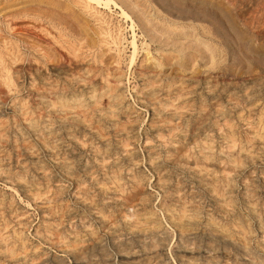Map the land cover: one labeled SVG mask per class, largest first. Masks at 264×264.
Wrapping results in <instances>:
<instances>
[{"label": "rangeland", "instance_id": "rangeland-1", "mask_svg": "<svg viewBox=\"0 0 264 264\" xmlns=\"http://www.w3.org/2000/svg\"><path fill=\"white\" fill-rule=\"evenodd\" d=\"M0 7L7 4L10 10L19 8L21 6H34L39 9V12L43 16L39 22L45 19L52 18L55 21H64L67 23L66 33L71 41L75 42L78 46L79 40L85 41L87 35L82 30L81 22L85 21L84 16H88L81 12L78 6L69 4V0H59L58 3H53L51 0H0ZM56 1V0H55ZM130 1V0H128ZM135 5L133 7L132 14L136 18L145 19L146 16L154 17V21H160L166 25V28L176 29L181 32L180 35V49L178 52H172L176 54L178 59H163V63L160 67L156 65V60L161 56L168 54V51L159 44V42L150 41L148 36L138 38L139 53L133 66L129 64L128 55L131 49L127 43L124 50L121 46L111 42V38L108 37V45L102 43L101 46L105 47L102 50L100 57L102 62H93L95 66H99L96 70V75L90 76L92 79L88 85L81 76H69L70 70H68L70 61L71 65L83 64L91 57L88 55L93 51V48L78 49L76 52L79 55L73 54V50L70 49L71 43H68L67 38H62L59 43H53L56 50L49 48L51 52L48 61L43 65H38L33 60L29 62L20 63L14 65V68H19L18 72H14L11 80H3L0 78V264H21L19 257L25 255L28 259H33L35 264H264V0H151L154 1L153 7L148 4V1L144 0H131ZM138 1V2H137ZM217 1V2H216ZM23 2V3H22ZM35 2V4H34ZM67 2V3H66ZM158 4H157V3ZM194 2V3H193ZM202 2V3H201ZM213 2V3H212ZM16 5H15V4ZM156 3V4H155ZM67 4V5H65ZM69 4V6H68ZM205 4V5H204ZM233 4V5H232ZM14 5V6H13ZM43 5V6H42ZM161 5V6H159ZM212 5V6H211ZM243 5V6H241ZM39 6V7H38ZM74 6V7H73ZM143 6V8H142ZM146 6V7H145ZM148 6V7H147ZM151 7V8H150ZM158 7V8H157ZM160 7V8H159ZM166 7V8H165ZM188 7V8H187ZM245 7V8H243ZM247 7V8H246ZM26 8V7H25ZM148 8V9H147ZM76 13H75V10ZM146 9V10H145ZM162 9V10H160ZM168 9V10H167ZM255 9V10H254ZM79 10V11H78ZM135 10V11H134ZM164 10V12H163ZM166 10V11H165ZM72 11V12H71ZM149 13H147V12ZM152 11V12H151ZM162 11V12H161ZM230 13H229V12ZM252 11V12H251ZM44 14V15H43ZM56 14V15H55ZM65 14V15H64ZM143 14V15H142ZM152 14V15H151ZM247 14V15H246ZM48 15V16H47ZM63 15V16H62ZM79 15V16H78ZM154 15V16H153ZM164 15V16H163ZM183 15V16H182ZM201 15V16H200ZM75 16V17H74ZM161 16V18H160ZM48 17V18H47ZM115 17V18H114ZM177 17V18H176ZM186 17V18H184ZM243 17V18H242ZM259 17V18H258ZM83 18V19H82ZM113 22L117 21L116 15H112ZM160 18V20H159ZM174 21L175 24H171L166 19ZM174 18V19H173ZM188 18V19H187ZM79 19V20H78ZM81 19V20H80ZM183 20V21H180ZM185 19V20H184ZM0 20L3 18L0 15ZM25 24L33 29L32 24H38L32 18H25ZM191 20L193 22H191ZM200 20V21H199ZM32 21V22H31ZM199 21V22H198ZM190 22V23H189ZM204 22V23H203ZM250 22V23H249ZM71 23V24H70ZM177 23V24H176ZM196 23V24H195ZM201 23V25H200ZM78 24V25H77ZM242 24V25H241ZM30 25V26H29ZM90 25V24H89ZM197 25V27H196ZM200 25V26H199ZM207 25V26H206ZM76 26V27H75ZM92 26V25H90ZM178 28H177V27ZM209 26V27H208ZM213 26V27H212ZM234 26V27H233ZM252 26V27H251ZM196 27V28H195ZM251 27V28H250ZM4 28V27H3ZM29 28V29H30ZM36 31L37 27L35 26ZM78 28V30H77ZM206 28V29H205ZM253 28V29H252ZM197 29V30H196ZM23 30V28H22ZM34 30V29H33ZM76 30V31H75ZM78 31V32H77ZM155 31V30H154ZM188 31V32H187ZM198 33H197V32ZM211 31V32H210ZM30 32V30H29ZM75 32V33H74ZM80 32V33H79ZM200 32V33H199ZM217 32V33H216ZM219 32V33H218ZM2 33V32H1ZM22 33V32H21ZM20 33V34H21ZM114 33V32H113ZM155 33L160 34L155 31ZM13 34L14 39L27 38V36L21 34ZM69 34V35H68ZM73 34V35H72ZM129 34V33H128ZM169 33H164L163 36L168 38ZM201 34V35H200ZM222 34V35H221ZM72 35V36H71ZM77 35V36H76ZM197 35V36H196ZM216 35V36H215ZM81 36V37H80ZM204 36V37H203ZM220 36V37H219ZM179 38V36H177ZM182 37V38H181ZM196 37V38H195ZM217 37V38H216ZM20 38V39H19ZM68 38V39H69ZM76 38V39H75ZM143 38V39H142ZM194 39L193 44L195 52L193 57L190 56L191 49L188 42ZM206 38V39H205ZM217 40L215 42H212ZM219 38V39H218ZM27 45L31 42L28 41ZM145 39V40H144ZM148 39V40H147ZM223 39V40H222ZM64 40H66L64 42ZM148 41L147 48L150 50V54H146V48H142V43ZM171 40V38H169ZM221 40V41H220ZM146 41V42H147ZM200 41V42H199ZM203 41V42H202ZM205 41V42H204ZM207 41V42H206ZM55 42V41H54ZM227 42V43H226ZM239 42V43H238ZM151 43V44H150ZM201 43V44H200ZM203 43V44H202ZM206 43V44H205ZM223 43V44H222ZM170 44V45H169ZM164 46L169 50L171 43ZM184 44V45H183ZM205 44V45H204ZM22 45V44H21ZM58 45V46H57ZM62 45V46H61ZM69 45V46H68ZM90 45V44H88ZM111 45V46H110ZM203 45V46H202ZM214 45L215 48L212 46ZM221 45V46H219ZM141 46V47H140ZM160 46V47H159ZM207 46V48H206ZM23 48V45L21 46ZM113 47V48H112ZM120 47V48H119ZM128 47V48H127ZM184 47V48H183ZM212 47V48H210ZM21 48V49H22ZM38 48V47H36ZM59 50H58V49ZM73 48V47H71ZM107 48V50H106ZM109 48V49H108ZM127 48V49H126ZM142 48V49H141ZM153 48V49H152ZM158 50H157V49ZM199 48V49H198ZM202 48V49H201ZM209 48V49H208ZM218 48V49H217ZM25 49L29 55V58H33L36 49ZM198 49V50H197ZM212 49V51H211ZM23 50V49H22ZM164 50V51H163ZM189 50V51H188ZM210 50V51H209ZM218 50V51H217ZM35 51V52H34ZM70 51V52H69ZM104 51V52H103ZM119 51V52H118ZM130 51V52H129ZM157 51V52H156ZM186 51V52H185ZM221 51V52H220ZM225 53H224V52ZM23 52V51H22ZM67 52V53H66ZM82 52V54H81ZM86 52V53H85ZM95 51L94 53H98ZM118 52V53H117ZM159 52V53H158ZM184 52V54H183ZM208 52V53H207ZM57 53V55H56ZM67 56L68 60L59 58L60 54ZM109 53V55H108ZM114 53V54H113ZM128 53V54H127ZM155 53V54H154ZM192 53V52H191ZM33 54V55H32ZM120 54V55H119ZM141 54V55H140ZM158 54V55H157ZM179 54V55H178ZM187 54V55H186ZM197 54V55H196ZM226 54V55H225ZM111 55V56H110ZM127 55V56H126ZM153 55L151 61L147 57ZM160 55V56H159ZM199 55V57H198ZM203 55V56H202ZM70 56V58L68 57ZM82 56V57H81ZM113 56V57H112ZM159 56V57H158ZM183 56V57H182ZM205 56V57H204ZM54 57V58H53ZM112 57V59L110 58ZM189 57V58H188ZM215 57V58H214ZM72 58V59H71ZM76 58L78 60H76ZM82 58V59H81ZM109 58V59H108ZM121 58V59H120ZM123 58V59H122ZM128 58V59H127ZM156 58V59H155ZM186 60L185 64H178ZM202 58V59H201ZM50 59H53V61ZM57 61H54V60ZM70 59V60H69ZM116 59V60H115ZM180 59V60H179ZM192 59V60H191ZM62 62H61V61ZM106 60V61H105ZM162 60V59H161ZM165 60V61H164ZM196 60V61H195ZM105 61V62H104ZM120 61V62H119ZM124 61V62H123ZM155 61V62H154ZM192 61V62H191ZM206 61V62H205ZM52 62V63H51ZM107 62V63H106ZM50 63V64H49ZM55 63V64H54ZM57 63V64H56ZM171 63V64H170ZM192 63V64H191ZM214 63V64H213ZM21 64H23L21 66ZM27 64V65H26ZM36 64V66H35ZM48 64V65H47ZM63 64V65H62ZM65 64V65H64ZM107 64V65H106ZM143 64V65H139ZM209 64V65H208ZM219 64V65H217ZM29 65H31L30 68ZM38 65V66H37ZM52 65V66H51ZM59 65V66H58ZM70 65V66H71ZM101 65V66H100ZM119 65V66H118ZM127 65V66H126ZM172 65V66H171ZM182 65V66H181ZM195 65V66H194ZM45 66V67H44ZM63 66V67H62ZM124 66V67H123ZM130 66V67H129ZM137 66V67H136ZM147 66V67H146ZM188 66V67H187ZM192 66V69L191 67ZM25 68V70L23 69ZM27 67V68H26ZM29 67V68H28ZM35 67V69H34ZM37 67V68H36ZM56 67V69H55ZM59 67V70H57ZM186 67V68H184ZM44 68V69H43ZM50 72H49V69ZM54 68V70H53ZM111 68V70H110ZM118 68V69H117ZM120 68V69H119ZM139 70H138V69ZM173 68V69H172ZM184 68V69H183ZM27 69V70H26ZM33 69V70H32ZM38 69V70H37ZM65 69V71H64ZM116 69V70H114ZM129 69V70H128ZM135 69V70H134ZM144 69V70H142ZM156 69V70H154ZM162 69V70H161ZM201 69V70H200ZM41 70V71H40ZM119 70V71H118ZM150 72H149V71ZM153 70V71H152ZM158 70V72H157ZM166 70V71H165ZM193 70V71H192ZM209 70V71H208ZM26 71V72H24ZM35 73H34V72ZM40 71V72H38ZM54 71V72H53ZM61 71V72H59ZM100 71V72H99ZM115 71V72H114ZM118 71V73L116 72ZM141 71V72H140ZM186 71V72H185ZM198 71V72H197ZM24 72V73H23ZM37 72V73H36ZM56 72V73H55ZM64 72L65 74H63ZM111 72V73H110ZM122 72V73H121ZM137 72V73H136ZM143 72V73H142ZM148 72V73H147ZM193 72V73H192ZM195 72V73H194ZM201 72V73H200ZM212 72V73H211ZM219 74H218V73ZM27 73V74H26ZM31 73V74H30ZM39 73V74H38ZM49 73V77L48 74ZM62 73V74H61ZM108 73V74H106ZM110 73V74H109ZM130 73V74H129ZM152 73V74H151ZM169 73V74H168ZM169 76L170 74H172ZM176 73V74H175ZM187 73V74H186ZM203 73V74H202ZM217 73V74H216ZM33 76H30V75ZM38 74V75H37ZM51 74V75H50ZM57 74V75H55ZM77 75L79 73H76ZM116 74V75H115ZM121 74V75H120ZM126 74V75H124ZM128 74V76H127ZM139 74V75H138ZM158 74V75H157ZM164 74V75H163ZM174 74L177 76H174ZM183 74V75H181ZM42 75V77L40 76ZM47 75V76H46ZM53 75V76H52ZM62 77H61V76ZM67 75V76H66ZM115 75V76H113ZM141 75V76H140ZM148 75V76H147ZM155 75V76H154ZM157 75V76H156ZM168 75V76H167ZM191 75V76H190ZM197 77H195V76ZM202 75V76H201ZM205 75V76H204ZM220 75V76H219ZM227 75V76H226ZM17 76V77H15ZM20 76V77H18ZM27 76V77H26ZM37 80H35V78ZM37 76V77H36ZM66 76V77H64ZM112 76V77H111ZM131 76V77H130ZM137 76V77H136ZM154 76V77H152ZM165 78H164V77ZM167 76V77H166ZM212 76V77H210ZM257 76V77H254ZM262 76V77H261ZM23 77V78H22ZM29 77V78H28ZM41 77V79H40ZM48 77V78H47ZM53 77V78H52ZM60 77V78H58ZM75 77H78L76 79ZM97 77V78H96ZM111 77V78H110ZM116 77V78H114ZM120 77V78H119ZM124 77V78H123ZM140 77V78H139ZM145 77V78H144ZM151 77V78H150ZM156 77V78H155ZM160 77V79L158 78ZM170 77V78H169ZM186 77V79H185ZM192 79H191V78ZM228 77V78H227ZM15 78V79H14ZM20 78V79H19ZM45 78V79H44ZM50 78V80H49ZM57 80H56V79ZM93 78H95L93 80ZM119 80H116V79ZM149 78V79H148ZM172 78V79H171ZM175 78V79H174ZM182 78V79H181ZM188 78V80H187ZM205 78V79H204ZM218 78V79H217ZM222 78V79H221ZM245 80H244V79ZM23 79V80H22ZM25 79V80H24ZM30 79V80H29ZM32 79V81H31ZM39 79V80H38ZM44 79V80H43ZM48 79V80H46ZM61 79V82L60 80ZM63 79V81H62ZM67 79V80H66ZM123 79V80H122ZM128 79V80H127ZM158 79V80H157ZM165 79V80H164ZM166 79L174 80L170 86H163ZM177 79V80H176ZM210 79V80H209ZM226 79V80H225ZM233 81H232V80ZM242 79V80H241ZM247 79V80H246ZM251 79V80H250ZM14 80V81H13ZM17 80V81H15ZM55 80V82H54ZM69 80V81H68ZM77 80V81H75ZM142 80V81H141ZM146 80V81H145ZM150 80V81H148ZM154 80V81H153ZM183 80V82H182ZM195 80V81H194ZM197 80V81H196ZM201 80V82H200ZM208 80V81H207ZM221 80V81H220ZM231 83L228 82V81ZM232 82H231V81ZM238 80V81H236ZM241 80V81H240ZM7 81V82H6ZM12 81V82H11ZM26 81V82H25ZM36 81V84H35ZM40 81V82H38ZM51 81V82H50ZM59 81V82H58ZM96 81V82H95ZM128 81V82H127ZM148 81V82H147ZM162 81V84H161ZM164 81V83H163ZM176 81V82H175ZM189 83H188V82ZM199 81V82H198ZM213 81V83H212ZM226 81V83L224 82ZM250 81L252 83H250ZM261 84H258L260 83ZM17 82V83H16ZM43 82V83H42ZM75 85H73L74 83ZM93 82V84H92ZM99 82V83H98ZM113 82V83H112ZM138 82V83H137ZM147 82V83H146ZM215 82V83H214ZM217 82V83H216ZM223 82V83H222ZM228 82V84H227ZM238 82V83H237ZM247 84H246V83ZM249 82V83H248ZM20 85H19V84ZM29 83V84H28ZM31 83V85H30ZM34 83V84H32ZM41 83V84H40ZM51 83V84H50ZM58 83V85H56ZM60 83V84H59ZM64 83V84H63ZM97 85H96V84ZM102 83V84H101ZM115 83V84H114ZM123 83V84H122ZM144 83V85H143ZM185 83V84H184ZM196 83H199L198 85ZM239 83H241L239 85ZM243 83V84H242ZM2 84V86H1ZM7 84V85H6ZM11 84V86H10ZM19 86H18V85ZM24 86H23V85ZM45 84V86H44ZM69 84V85H68ZM71 84V85H70ZM81 84L80 86H77ZM85 84V85H84ZM95 84V85H94ZM100 84V85H98ZM113 84V85H112ZM118 86H117V85ZM122 84V86H121ZM148 84V85H147ZM161 84V85H160ZM196 84V85H195ZM205 84V85H204ZM218 84V85H217ZM223 87H220L222 86ZM238 84V85H237ZM22 85V86H21ZM36 85V87H35ZM60 85V86H59ZM116 87L120 98L114 107L110 105V98L108 96V86ZM120 85V86H119ZM124 85V86H123ZM142 85V86H141ZM174 85V86H173ZM201 85V86H199ZM204 85V87L202 86ZM210 85V86H209ZM247 85V86H246ZM258 85V87H257ZM28 86V87H27ZM34 86V87H33ZM57 86V87H56ZM76 86V87H75ZM96 86L97 89L94 87ZM104 86V87H102ZM126 86V88H125ZM141 86V89H140ZM147 86V87H146ZM159 86L162 87L161 91ZM173 86V87H172ZM179 86V87H178ZM184 86V87H183ZM187 86V87H185ZM194 86V87H193ZM217 86V88H216ZM233 86V87H232ZM237 86V87H236ZM256 86V87H255ZM7 87V88H6ZM26 87V89L24 88ZM31 87V90H30ZM45 87L47 90H45ZM71 89H68V88ZM87 87V88H86ZM104 91H103V89ZM121 87V88H120ZM129 87V88H128ZM139 87V88H138ZM157 88L154 90L153 88ZM176 87V88H174ZM182 87V88H181ZM206 87V88H205ZM211 87V88H209ZM215 87V88H214ZM230 87V88H229ZM243 87H245L243 89ZM248 87V88H247ZM261 87V88H260ZM22 88V89H21ZM43 88V89H42ZM85 88V89H83ZM89 88V89H88ZM99 88V89H98ZM119 88V89H118ZM124 88V89H122ZM148 88V89H147ZM204 90H203V89ZM214 88V89H213ZM219 88V89H218ZM236 88V89H235ZM238 88V89H237ZM253 88V89H251ZM256 88V89H255ZM4 91H3V90ZM14 89V91H13ZM36 89V91H34ZM41 89V90H40ZM57 89V91H56ZM94 89V90H93ZM96 89V90H95ZM122 89V91H121ZM147 89V90H146ZM166 91H165V90ZM170 90L169 92L167 91ZM177 89V92H175ZM190 91H189V90ZM230 92H229V90ZM243 89V90H242ZM249 89V90H248ZM253 90V92L251 90ZM16 90V91H15ZM19 90V91H18ZM21 90V91H20ZM33 90V91H32ZM53 90V91H52ZM61 90V91H60ZM66 92H65V91ZM73 90V91H72ZM75 90V91H74ZM83 90V91H82ZM85 90V91H84ZM106 90V91H105ZM142 90V91H141ZM196 90H198L196 92ZM208 90V91H207ZM221 90V91H220ZM233 90V91H232ZM242 90V91H240ZM257 90V91H256ZM262 90V91H261ZM30 91V92H29ZM65 93H64V92ZM69 91V92H68ZM78 91V92H77ZM101 91V92H100ZM126 91V92H125ZM133 91H135L133 93ZM139 91V92H138ZM145 91V92H144ZM159 91V92H157ZM206 91V92H205ZM215 93H214V92ZM235 91V93H234ZM238 94H237V92ZM249 91V92H248ZM10 92V93H9ZM35 92V94H34ZM46 92V94L42 93ZM52 92V93H50ZM55 92V93H54ZM59 92V93H58ZM75 92V93H74ZM84 92V93H83ZM87 92V93H86ZM90 92V93H89ZM97 92H100L97 94ZM148 92H150L148 94ZM155 92V93H154ZM157 92V93H156ZM166 92V93H164ZM188 92V93H187ZM194 92V93H193ZM203 92V93H202ZM224 92V94H223ZM244 94H243V93ZM255 92V93H254ZM7 93V94H5ZM5 97V95H9ZM26 96H25V94ZM38 93V94H37ZM48 93V94H47ZM74 93V94H73ZM81 97H80V95ZM96 93V94H95ZM103 93V95H102ZM147 95H143V94ZM152 93V94H151ZM206 93V94H205ZM210 93V94H208ZM222 93V94H221ZM246 93V94H245ZM253 93V97H252ZM260 93V94H259ZM19 94V95H17ZM32 94V95H31ZM42 94V95H41ZM77 94L78 97L75 95ZM87 94V95H86ZM106 94V95H105ZM126 94V95H125ZM165 94V95H164ZM171 94V95H170ZM185 94V95H184ZM197 96H196V95ZM213 94V95H212ZM215 94V96H214ZM217 94V96H216ZM220 96H219V95ZM241 94V95H240ZM243 94V95H242ZM248 94V95H247ZM4 95V96H3ZM37 95L39 97H37ZM53 95V96H52ZM62 95V96H61ZM73 95V96H72ZM100 95V96H99ZM102 95V96H101ZM123 95V96H122ZM150 95V96H149ZM157 98H156V96ZM195 97H194V96ZM203 95V96H202ZM212 95V96H211ZM230 95V96H229ZM237 95V96H236ZM260 95V96H259ZM14 96V97H13ZM20 99H19V97ZM43 96H45L43 98ZM48 98H47V97ZM85 96V97H84ZM87 96V97H86ZM140 96V97H139ZM147 96V97H146ZM173 100L174 104L180 106L183 111H186L189 117V122L183 124L181 127L182 138H175L171 136V132L168 127L160 120L153 108L158 107L161 102H165L168 98ZM172 96V97H171ZM175 96V97H174ZM192 96V97H191ZM211 96V97H210ZM214 96V97H213ZM220 99H219V97ZM222 96V97H221ZM233 96V97H232ZM241 96V97H240ZM251 96V97H250ZM4 99H3V98ZM30 97V98H28ZM37 97V98H36ZM53 97V98H52ZM63 100H62V98ZM97 97V98H96ZM137 97V98H136ZM163 97V98H162ZM165 97V98H164ZM174 97V98H173ZM183 97V98H182ZM190 97V98H189ZM210 97V98H209ZM213 97V99H211ZM227 97V98H226ZM230 97V99H229ZM237 97V98H236ZM261 97V98H260ZM13 98V99H11ZM17 98V99H16ZM22 98V99H21ZM32 98V100H30ZM77 98V99H76ZM86 98H88L86 100ZM129 98V99H128ZM185 98V99H184ZM225 98V99H224ZM239 98V100H238ZM244 98V99H243ZM246 98V99H245ZM252 98V99H251ZM6 99V100H5ZM11 99V100H10ZM52 99V100H51ZM76 99V100H75ZM83 99V100H81ZM99 99V100H98ZM125 99V100H124ZM160 102H159V100ZM181 99L183 101H181ZM205 99V100H201ZM217 99V100H216ZM235 99V100H234ZM241 99V100H240ZM250 99V100H249ZM256 99V100H255ZM263 99V100H262ZM26 100V101H25ZM28 100H30L28 102ZM41 102H39V101ZM47 100V101H46ZM54 100V101H53ZM56 100V101H55ZM74 100V101H73ZM78 100V101H77ZM81 100V101H80ZM98 100V101H97ZM137 100V101H136ZM162 100V101H161ZM164 100V101H163ZM194 102H193V101ZM197 100V101H196ZM209 100V101H208ZM216 100V101H215ZM222 100V102L220 101ZM226 100V101H225ZM254 100V101H253ZM262 100V101H261ZM13 101H15L14 104ZM20 101V102H19ZM22 101V102H21ZM34 103L32 104V102ZM37 103H36V102ZM70 101V103H69ZM73 101V102H72ZM85 101L87 104H85ZM92 101V102H90ZM108 101V102H107ZM122 101V102H121ZM126 101V103H125ZM130 101V102H129ZM136 101V102H135ZM181 101V103L179 102ZM185 101V102H184ZM192 101V102H191ZM208 103H207V102ZM215 101V103H214ZM225 101V102H224ZM228 101V102H227ZM230 101V102H229ZM240 101V102H239ZM7 102V104H6ZM31 102V103H30ZM39 102V103H38ZM50 103L48 105V103ZM56 102V103H55ZM64 102V103H63ZM67 102V103H66ZM79 102V103H78ZM176 102V103H175ZM180 104H179V103ZM187 102V103H186ZM202 104H198V103ZM206 102V103H205ZM210 102V103H209ZM221 102V103H220ZM262 102V103H261ZM23 103V104H22ZM41 103V104H40ZM58 103V104H57ZM76 103V104H75ZM81 103V104H80ZM124 103V104H122ZM132 103V104H130ZM149 103V104H148ZM151 103V104H150ZM156 103V104H155ZM189 103V104H188ZM196 103V104H194ZM222 106H220L219 105ZM251 103V104H250ZM256 103V104H255ZM261 103V104H260ZM5 104V105H4ZM13 104V105H12ZM30 104V105H29ZM32 104V105H31ZM35 104V105H34ZM66 104V105H65ZM72 104V105H70ZM77 106L75 107L74 106ZM85 104V105H84ZM89 104V105H88ZM102 104V105H101ZM123 106H122V105ZM194 104V105H193ZM212 104V105H211ZM234 104V105H233ZM243 104V105H242ZM248 104V105H247ZM7 105V106H6ZM11 105V106H10ZM16 105V106H15ZM42 105V106H41ZM45 105V108L44 106ZM59 105V106H58ZM64 105V106H63ZM69 105V106H68ZM82 105V106H81ZM92 105V106H91ZM99 105V106H98ZM106 105V107H105ZM133 105V106H132ZM135 105V106H134ZM140 105V106H139ZM144 105V106H143ZM157 105V106H155ZM186 105V106H185ZM191 105V106H190ZM5 106V107H4ZM17 106L21 107L18 108ZM36 106V108H34ZM41 106V107H40ZM54 110L53 111L46 108ZM57 106V107H56ZM68 106V107H67ZM86 106V107H85ZM96 106V107H95ZM121 106V107H120ZM130 106V107H129ZM142 106V107H141ZM147 108H144L146 107ZM195 106V107H194ZM197 106V107H196ZM206 108H205V107ZM208 106V107H207ZM11 107V108H10ZM33 107V109H31ZM39 107V108H38ZM60 107V108H59ZM85 107V108H84ZM94 107V108H92ZM102 107V108H101ZM113 107V108H112ZM118 107L120 113L118 112ZM138 109H137V108ZM209 107H213L212 109ZM236 107V108H235ZM242 107V108H241ZM54 108V109H53ZM66 108V109H65ZM87 108V110H86ZM100 108V109H99ZM126 108V109H125ZM134 110H133V109ZM197 108V109H196ZM217 108V109H216ZM224 110H222V109ZM241 108V109H240ZM247 108V109H246ZM250 108L252 110H250ZM5 109V110H4ZM11 109V110H10ZM24 111H23V110ZM28 109V110H27ZM38 109V110H37ZM40 109V110H39ZM41 109L43 111H41ZM62 111H60V110ZM65 109V111H64ZM69 109V110H68ZM94 109V110H93ZM105 109V110H104ZM109 109V111H108ZM123 109V110H122ZM130 111H129V110ZM207 109V110H206ZM214 109V110H213ZM227 111H226V110ZM14 112H13V111ZM45 110L47 112H45ZM73 110V111H71ZM198 110L196 113L194 111ZM201 110V111H200ZM241 110V111H240ZM8 111V112H6ZM12 111V112H11ZM22 111V112H21ZM26 111V112H25ZM29 111V113H28ZM34 111V113H33ZM49 111V112H48ZM97 111V112H95ZM124 111V112H122ZM129 111V113L127 112ZM135 111V112H134ZM142 111V112H141ZM148 111V112H147ZM224 113H222V112ZM226 111V112H225ZM247 111V112H246ZM254 111V112H253ZM256 111V112H255ZM10 112V113H9ZM18 112V113H17ZM25 112V113H24ZM41 112V113H40ZM52 112V113H51ZM73 112V113H72ZM77 112V113H76ZM88 112V113H87ZM101 112V113H100ZM106 112V113H105ZM114 112V113H113ZM133 112V113H132ZM165 112V111H164ZM191 112V113H190ZM194 112V113H193ZM199 112V113H198ZM213 112V113H212ZM237 112V113H236ZM263 112V113H262ZM59 113V114H58ZM98 113V114H97ZM103 113V116H102ZM113 113V114H112ZM123 113V114H122ZM134 115L131 117V114ZM142 113V114H141ZM145 113V114H144ZM150 113V115H149ZM201 113V114H200ZM221 113V114H220ZM245 113V114H244ZM251 113V114H250ZM259 113V114H257ZM15 114V115H14ZM17 114V115H16ZM22 114V115H21ZM35 114V115H33ZM41 114V116H40ZM47 114V116H46ZM50 116H49V115ZM57 114V116H56ZM81 114V116H80ZM94 114V115H93ZM127 114V115H125ZM138 114V115H137ZM141 114V115H140ZM148 114V115H147ZM156 114V115H155ZM228 114V115H227ZM232 114V115H230ZM242 114V116H241ZM262 114V115H261ZM5 117H4V116ZM11 115V116H10ZM14 115V116H13ZM28 115V117L26 116ZM34 116L33 119L31 116ZM45 115V116H44ZM88 115V116H86ZM117 115V116H116ZM152 115V116H151ZM155 115V116H154ZM191 115V116H190ZM208 115V117L206 116ZM224 115V116H223ZM257 115V116H256ZM10 119H9V117ZM16 116V117H15ZM25 116V117H24ZM40 119H39V117ZM53 116V118H52ZM60 116V117H59ZM71 116V117H69ZM74 116V117H72ZM94 116V118H93ZM101 116V117H100ZM140 116V117H138ZM142 116V117H141ZM151 116V117H149ZM193 116V117H192ZM212 116V117H211ZM223 116V117H222ZM239 116V117H238ZM246 116V117H245ZM260 116V117H258ZM3 117V119H2ZM21 117V118H20ZM23 117V119H22ZM37 117V120H36ZM100 117V119H99ZM110 117V118H109ZM138 117V119L134 118ZM206 117L209 119H206ZM219 119H217V118ZM233 117V118H232ZM250 117V118H249ZM254 117V118H253ZM17 120H16V119ZM25 118V119H24ZM31 118V119H30ZM49 118V119H48ZM56 118H58L56 120ZM79 118V119H78ZM118 118V120H117ZM128 118V119H127ZM136 120H134V119ZM142 118V119H141ZM147 118V119H146ZM153 118V119H152ZM214 118L216 121H214ZM228 118V119H227ZM232 118V119H231ZM244 118V119H243ZM263 118V119H262ZM15 119V120H14ZM30 119V120H28ZM43 119V120H42ZM45 119V122H44ZM78 119V120H77ZM112 119V120H108ZM151 119V120H150ZM198 119V120H197ZM230 119V120H229ZM234 119V120H233ZM239 119V120H238ZM256 119V120H255ZM21 120V121H20ZM54 120V121H51ZM67 120V121H66ZM72 120V121H71ZM74 120V121H73ZM102 120V121H101ZM105 122H104V121ZM117 120V121H116ZM134 120V121H133ZM143 120V122L141 121ZM154 121V123L150 121ZM158 120V121H157ZM192 120V122H191ZM228 120V121H226ZM233 120V122H231ZM238 120V121H237ZM248 122H247V121ZM10 121V122H9ZM16 121V122H15ZM19 121V122H18ZM64 121V122H62ZM71 123H69V122ZM80 121V122H79ZM108 121V122H107ZM110 121V122H109ZM121 121V122H120ZM125 121V122H124ZM221 121V122H220ZM242 121V122H241ZM255 121V122H254ZM21 122V123H20ZM34 122V123H33ZM41 122V123H40ZM57 124H54V123ZM62 122V123H61ZM76 122V123H75ZM112 122V123H111ZM130 122V123H128ZM135 122V123H133ZM163 124H162V123ZM191 122V125L188 123ZM200 122V123H199ZM209 122H211L209 126ZM216 122L218 124H216ZM26 123V124H25ZM28 123V124H27ZM38 123V124H36ZM47 123L51 124L48 125ZM79 123L80 125H77ZM111 123V124H110ZM121 123V124H120ZM137 123V124H136ZM147 123V124H146ZM199 123V124H198ZM214 123V124H212ZM228 123V124H227ZM231 123V124H230ZM257 123V124H256ZM262 123V124H260ZM8 124V125H7ZM12 124V125H11ZM19 124V125H18ZM54 124L55 126L53 127ZM64 124V125H63ZM74 124V125H73ZM84 124V125H83ZM94 124V125H93ZM108 124V125H107ZM120 124V125H119ZM145 124V125H144ZM157 124V125H155ZM162 124V125H161ZM188 126H187V125ZM253 124V125H252ZM3 125V126H2ZM14 125V126H13ZM26 127H25V126ZM30 125V126H29ZM40 125V126H39ZM59 127H58V126ZM62 125V126H61ZM77 125V126H76ZM117 125V126H116ZM127 125V126H126ZM140 125V126H139ZM154 125V126H153ZM165 125V126H164ZM224 125V126H223ZM239 125V126H238ZM244 125V126H243ZM260 125V127H259ZM10 126V127H9ZM17 126V128H16ZM26 128H24V127ZM33 126V127H32ZM37 126V127H36ZM46 126V127H45ZM64 126V129H63ZM74 126V127H73ZM80 126V127H79ZM86 126V127H85ZM104 126V127H103ZM109 127V129H107ZM134 126V127H133ZM160 126V127H159ZM164 126V127H163ZM206 126V127H204ZM212 126V127H211ZM215 128H214V127ZM221 126V127H220ZM230 126V127H228ZM254 126V127H253ZM256 126V127H255ZM4 127V128H3ZM23 127L25 131H23ZM42 127V128H41ZM51 127V128H50ZM53 127V128H52ZM56 127V129H54ZM60 129L58 130L57 129ZM62 127V128H61ZM70 127V128H69ZM113 127V128H112ZM118 127V128H117ZM128 127V128H127ZM149 127V128H148ZM195 127V129H194ZM209 129H208V128ZM219 127V128H218ZM226 127V128H225ZM246 127V128H243ZM260 129H259V128ZM21 128V129H20ZM29 128V129H27ZM36 128V129H34ZM50 128V129H48ZM80 130H79V129ZM83 128V130H82ZM116 128V129H115ZM121 128V129H120ZM135 128V129H133ZM140 129L138 131V129ZM144 128V129H143ZM148 128V129H147ZM155 128V129H154ZM158 128V129H157ZM184 128V129H183ZM234 128V129H233ZM236 128V129H235ZM240 128V129H239ZM6 129V130H5ZM16 129V130H15ZM41 129V130H40ZM44 132H42L43 130ZM52 129V130H51ZM68 129V130H67ZM70 129V130H69ZM74 129V130H73ZM85 129L87 131H85ZM98 129V131H97ZM119 131H118V130ZM151 129V130H150ZM160 129V131H159ZM164 129V130H162ZM186 129H188L186 131ZM208 129V130H204ZM213 129V130H212ZM215 129V130H214ZM227 129V130H226ZM249 129V130H248ZM258 129V130H257ZM21 130V131H20ZM28 130V131H27ZM34 133H32L31 132ZM40 130V131H39ZM56 130V131H55ZM63 130V131H62ZM104 130V132H103ZM106 130V131H105ZM135 132H134V131ZM142 130V131H141ZM158 130V131H157ZM196 130V131H195ZM204 130V131H203ZM218 130H220L218 132ZM246 130V131H245ZM255 130V131H254ZM12 131V132H11ZM13 131L15 134H13ZM49 135L47 134V132ZM59 131V134H58ZM65 131H69L70 134ZM73 131V132H71ZM133 131V132H132ZM154 132H158L153 133ZM165 131V132H164ZM191 131V132H190ZM203 131V132H202ZM240 131V132H239ZM244 131V132H243ZM263 131V132H262ZM3 132H5V135ZM9 132V134H8ZM17 132V133H16ZM37 132V133H36ZM41 132V133H40ZM57 132V133H56ZM61 132V133H60ZM76 132V133H75ZM79 132V133H78ZM93 134H92V133ZM118 132V133H117ZM128 133L131 136L128 140V148L122 146L126 139L124 135ZM138 132V133H137ZM144 134H142V133ZM161 132H163L161 134ZM197 132V133H196ZM252 132V133H251ZM12 133V134H11ZM32 133V134H31ZM39 133V134H38ZM46 133V134H45ZM91 133V134H90ZM105 133H109L108 135ZM133 133V134H132ZM153 135H152V134ZM186 133V134H184ZM209 133V134H208ZM256 133V134H255ZM23 134H25L23 136ZM33 137H27V135ZM38 134V135H35ZM41 134V135H40ZM60 135L59 136H57ZM66 134V135H64ZM112 134V135H111ZM123 134V135H122ZM132 134V135H131ZM138 134V135H137ZM150 134V135H149ZM197 134V135H196ZM209 139H208V136ZM244 134V135H243ZM8 135V137H7ZM10 135V136H9ZM18 135V137H17ZM44 135V136H43ZM46 135V136H45ZM62 135V137H61ZM69 136V139L67 137ZM74 137H73V136ZM93 135V136H92ZM123 137H121V136ZM142 137H141V136ZM166 135V136H165ZM191 135V136H190ZM196 135V136H195ZM200 135V137H199ZM214 135V138H213ZM219 137H216V136ZM230 135V136H228ZM238 135V136H237ZM243 135V136H242ZM248 135V136H247ZM23 136V138H22ZM38 138L36 140V137ZM39 136V137H38ZM51 136V137H50ZM65 136V137H64ZM67 136V137H66ZM97 136V137H96ZM111 136V137H110ZM117 136V137H116ZM140 137L139 138H135ZM197 137V138H194ZM12 139H11V138ZM44 137V138H42ZM49 137V138H48ZM59 137V138H58ZM71 137V138H70ZM79 137V138H78ZM89 137V138H87ZM102 137L106 140L107 145L102 142ZM109 137V138H108ZM156 137V138H155ZM169 137V138H168ZM222 137V138H221ZM262 137V138H261ZM18 138V139H17ZM58 138V139H57ZM85 138V139H84ZM108 138V139H107ZM125 138V139H124ZM132 138V139H131ZM146 138V139H145ZM148 138V139H147ZM171 138V139H170ZM186 138V139H185ZM227 138V139H226ZM230 138V139H229ZM260 138V139H259ZM10 139V140H8ZM36 141H35V140ZM54 139V140H53ZM57 139V140H56ZM65 139V140H64ZM71 139V140H70ZM73 139V140H72ZM90 139V140H89ZM116 141H115V140ZM121 139H123L121 141ZM140 141H139V140ZM152 139V141H151ZM155 139V141H154ZM174 139V140H173ZM188 139V140H187ZM195 139V140H194ZM203 139V140H202ZM214 139V140H213ZM228 142H226V140ZM236 139V140H235ZM243 139V140H242ZM6 140V141H5ZM22 140V142L19 141ZM27 140V141H26ZM34 140V141H33ZM47 142H46V141ZM61 140L63 141L62 143ZM85 140V141H84ZM87 140V141H86ZM150 140V141H149ZM177 140V141H176ZM207 140V141H206ZM213 140V141H212ZM230 140V141H229ZM258 140V141H256ZM2 141V142H1ZM9 141V142H8ZM45 141V142H44ZM53 141V142H52ZM59 141V142H58ZM74 145L70 146L69 144ZM100 141V142H99ZM135 141V142H134ZM139 141V143H138ZM144 141V142H143ZM159 141V142H158ZM165 141V142H164ZM184 143H182V142ZM206 141V142H205ZM211 141V142H210ZM260 141V142H259ZM7 142V143H6ZM18 142L20 144H18ZM66 142V143H65ZM75 142V143H74ZM78 142V143H77ZM146 142V143H145ZM150 142H153L150 143ZM171 142V143H170ZM198 142V143H197ZM202 144H201V143ZM213 142V143H212ZM215 142V143H214ZM218 142V144H217ZM238 142V143H237ZM255 142V143H254ZM262 142V143H261ZM25 143V144H24ZM49 146H48V144ZM56 143V144H55ZM60 143V144H58ZM103 143V145H102ZM111 143V145H110ZM116 143H118L116 145ZM141 143V144H140ZM182 143V145L180 144ZM188 143V144H187ZM190 143V144H189ZM212 143V144H211ZM230 145H228V144ZM243 143V144H241ZM245 143V144H244ZM3 144V145H2ZM28 144V145H27ZM38 144V147H37ZM42 144V145H41ZM59 146H58V145ZM66 144L69 145L66 146ZM90 144V145H89ZM144 146H143V145ZM146 144H149L146 146ZM165 144V145H164ZM263 144V145H262ZM8 145V146H7ZM20 147H19V146ZM31 145V146H29ZM35 145V146H34ZM83 145V147H82ZM114 145V146H113ZM152 145V146H151ZM164 145V146H163ZM189 145V146H188ZM201 145V146H200ZM211 145L212 149L209 153L207 161L208 167L211 169L213 177L203 180V183L196 181V176L191 172L188 166L184 162V156L195 157L198 156L199 148ZM217 145H219L217 147ZM243 145V146H242ZM245 145V146H244ZM14 146V147H13ZM40 146V147H39ZM58 146V148L56 147ZM60 146H62L60 148ZM79 146V147H78ZM88 146V147H87ZM90 146V147H89ZM113 146V147H112ZM143 146V147H142ZM149 146V147H148ZM155 146V147H154ZM168 146V147H167ZM184 146V147H183ZM24 147V148H23ZM27 147V148H26ZM53 147V148H51ZM76 147V148H75ZM118 147V148H117ZM121 149H120V148ZM132 147V149L130 148ZM154 147V148H153ZM174 147V149H172ZM176 147V148H175ZM214 147V148H211ZM231 147V149H229ZM242 147V148H241ZM262 149H261V148ZM12 148V149H11ZM15 148V149H14ZM23 150H22V149ZM67 148V149H66ZM70 150H69V149ZM87 148V149H86ZM111 148V149H110ZM115 148V149H114ZM142 148V149H140ZM161 148V149H159ZM164 148V149H163ZM167 148V149H166ZM238 148V149H237ZM256 148V150H255ZM25 149V151H24ZM40 149V151H39ZM74 149V150H73ZM89 149V150H88ZM118 149V151H117ZM123 149V150H122ZM139 149V150H138ZM153 149V150H152ZM159 149V150H158ZM178 149H180L178 151ZM185 149V150H184ZM194 149V150H193ZM242 149L249 152L248 155H244ZM262 151H261V150ZM31 150V152H30ZM55 150V153H54ZM59 150V151H58ZM63 152H62V151ZM82 150V151H80ZM88 150V151H87ZM102 150V151H101ZM148 150V151H147ZM166 152H165V151ZM197 150V151H196ZM215 150V151H213ZM220 150V151H219ZM234 150V151H233ZM3 151V153H2ZM14 151L16 153H14ZM45 151V152H44ZM47 151V152H46ZM112 151V152H110ZM122 151V152H121ZM153 151V153H152ZM155 151V152H154ZM157 151V152H156ZM159 151V152H158ZM164 151V152H163ZM168 151V152H167ZM175 151V152H174ZM183 151V153H181ZM217 151V152H216ZM219 151V152H218ZM238 151V152H237ZM253 151V152H252ZM19 152V153H18ZM24 152V154H23ZM53 154H52V153ZM59 152V153H58ZM68 152V153H67ZM82 152V153H81ZM89 152V153H87ZM115 152V153H113ZM139 152V153H138ZM149 152V153H148ZM178 152V153H177ZM187 152V153H185ZM189 152V154H188ZM194 152V153H193ZM196 152V153H195ZM234 152V153H233ZM256 152V153H255ZM261 152V153H260ZM10 153V154H9ZM39 153V154H38ZM45 153L44 155H42ZM61 153V154H60ZM70 153V154H69ZM79 153V154H78ZM86 153V154H85ZM91 153V154H90ZM109 153V154H108ZM113 153V154H112ZM122 157H120V155ZM130 153V157L129 154ZM151 153V154H150ZM169 153V154H166ZM192 153V155H191ZM218 153V154H216ZM241 153V154H240ZM260 153V154H259ZM3 154V155H1ZM7 154V155H6ZM15 154V155H14ZM34 154V155H33ZM68 154V156H67ZM75 154V156L73 155ZM87 157H85L84 156ZM90 154V155H89ZM93 154V155H92ZM115 154V155H114ZM137 154V155H136ZM150 154V155H149ZM153 154V155H152ZM156 154V155H155ZM161 154V155H160ZM165 154V155H164ZM180 154V155H179ZM196 154V155H194ZM234 154V155H233ZM13 155V156H12ZM60 155V156H58ZM72 155V156H71ZM108 155V156H107ZM118 155V156H117ZM125 155V156H124ZM141 155V156H138ZM148 155V156H147ZM178 155V156H177ZM191 155V156H190ZM218 155V156H217ZM222 155V156H221ZM231 155V156H230ZM243 155V156H242ZM261 157H260V156ZM2 156V157H1ZM7 156V157H6ZM14 156H17L16 158ZM35 156V157H34ZM37 156V157H36ZM40 156V157H39ZM42 156V157H41ZM47 158H45V157ZM52 156V158H51ZM79 156V157H77ZM83 156V157H81ZM101 158H100V157ZM105 156V157H104ZM113 158H112V157ZM137 156V157H135ZM159 156V157H158ZM161 156V157H160ZM166 156V158H165ZM172 156V158L170 157ZM176 156V157H175ZM215 156V157H214ZM233 156V157H232ZM237 156V157H236ZM242 156V157H241ZM258 156V158H256ZM10 157H12L10 160ZM30 157V158H29ZM59 157V159H58ZM63 160H61V158ZM76 160H74V158ZM118 157V158H117ZM141 157V158H140ZM144 157V158H143ZM152 157V158H151ZM164 157V160H163ZM167 157H170L167 159ZM174 157V158H173ZM217 157V158H216ZM224 157V158H222ZM249 157V158H248ZM33 158V159H32ZM42 158V159H41ZM57 158V159H56ZM85 158V159H84ZM100 158V161L98 160ZM127 158V159H126ZM134 158V159H133ZM138 158V159H137ZM155 158V159H154ZM182 158V159H181ZM228 158L230 159L228 161ZM242 158V159H241ZM253 160H252V159ZM26 159V160H25ZM31 159V160H30ZM44 159V160H43ZM48 159V160H46ZM52 159V160H51ZM56 159V160H54ZM124 159V160H123ZM159 159V160H158ZM162 159V160H161ZM166 159V160H165ZM199 159V158H198ZM246 159V160H244ZM255 159V160H254ZM259 159V160H258ZM14 164L12 161H14ZM30 160V161H29ZM39 160V161H38ZM78 160V161H77ZM81 160V161H80ZM84 160V162H83ZM94 160V161H93ZM131 160V161H130ZM144 160V161H143ZM156 160V163H155ZM160 161L158 163V161ZM168 160V161H167ZM172 160V161H170ZM175 160V161H174ZM210 160L212 162H210ZM232 160V162H231ZM236 160V161H235ZM7 161V162H6ZM41 161V162H40ZM46 161V162H45ZM52 161V162H51ZM54 161V162H53ZM66 161V162H65ZM72 161V162H71ZM120 161V162H119ZM124 161V162H123ZM140 161V162H139ZM148 163H147V162ZM170 161V162H169ZM177 161V162H176ZM241 161V162H240ZM249 161V162H248ZM255 161V162H254ZM262 161V162H261ZM50 162V163H49ZM87 162V164H86ZM139 162V163H138ZM142 162V163H141ZM145 162V163H144ZM231 162V163H229ZM237 162V163H236ZM252 162V163H251ZM9 163V164H8ZM18 163V164H17ZM31 163V164H30ZM33 163V164H32ZM40 163V164H39ZM45 163V164H44ZM49 163V164H48ZM61 163V164H60ZM63 163V164H62ZM86 165H85V164ZM100 163V164H99ZM111 163V164H110ZM120 163V164H119ZM123 163V164H122ZM126 165H125V164ZM130 163V164H129ZM165 165H164V164ZM168 163V164H167ZM178 163V165H176ZM218 163V164H217ZM241 163V164H240ZM248 163V164H247ZM7 164V165H6ZM12 164V165H10ZM26 164V165H25ZM30 164V165H29ZM42 164V165H41ZM68 164V165H67ZM73 164V165H72ZM83 164V165H82ZM109 164V165H108ZM132 164V165H131ZM157 164V166H156ZM160 164V165H159ZM173 164V165H171ZM222 164V165H221ZM230 164V165H229ZM233 164L235 166H233ZM260 164V165H259ZM17 165V166H16ZM26 167H25V166ZM29 165V166H27ZM32 165V166H31ZM36 165V167H35ZM44 165V166H43ZM51 167H49V166ZM56 165V166H55ZM66 167H65V166ZM81 166L80 168L78 166ZM108 165V166H107ZM113 165V166H112ZM143 165V166H141ZM145 165L148 167H145ZM163 165V166H162ZM171 165V166H170ZM181 165H183L181 167ZM213 165V166H212ZM225 165V166H224ZM240 165V166H239ZM247 165V166H246ZM262 165V166H261ZM4 166V167H3ZM17 168H16V167ZM59 166V167H58ZM64 166V167H63ZM96 166V167H95ZM134 166V167H133ZM142 168H141V167ZM170 168H169V167ZM173 166V168H172ZM176 166V167H175ZM180 166V167H178ZM220 166V167H219ZM231 166V167H230ZM3 167V168H2ZM11 167V168H10ZM13 167V168H12ZM15 167V168H14ZM55 167V168H53ZM61 167V168H60ZM74 167V168H73ZM89 167V168H88ZM93 167V168H92ZM99 167H101L99 169ZM112 169H110V168ZM119 167V168H118ZM129 167V168H128ZM152 167V168H151ZM166 167V168H165ZM217 167V168H215ZM236 167V168H235ZM255 167V168H254ZM10 168V169H9ZM30 168V169H28ZM33 170H32V169ZM46 168L50 171L47 172ZM59 168V169H58ZM72 168V169H71ZM76 168V169H75ZM83 170H82V169ZM95 168V169H94ZM108 168V169H107ZM124 168V169H123ZM131 168V169H130ZM168 168V169H167ZM175 168V170H174ZM178 168V169H177ZM225 168V169H224ZM228 168V170H226ZM28 169L29 171H27ZM40 169V170H39ZM66 169V170H65ZM74 169V170H73ZM80 171H79V170ZM85 169V170H84ZM94 169V170H93ZM97 169V170H96ZM104 171H103V170ZM106 169V170H105ZM134 169V170H133ZM151 169V170H150ZM162 169V170H161ZM167 169V170H166ZM170 169V170H169ZM224 171H223V170ZM233 169V170H232ZM243 169V170H242ZM10 170V171H8ZM56 170V172H55ZM63 170V171H62ZM78 170V172H77ZM96 170V171H95ZM101 170V171H100ZM146 170V171H145ZM149 170V171H148ZM171 170H173L171 172ZM177 170V171H176ZM215 170V171H214ZM222 170V171H221ZM12 171V172H11ZM35 171V172H33ZM39 171V172H38ZM52 171V172H51ZM61 171V172H60ZM83 171V172H81ZM95 171V172H94ZM109 173H107V172ZM134 171V172H133ZM152 171V172H151ZM158 171V172H157ZM167 171V173L163 172ZM170 171V173H169ZM177 173H176V172ZM183 171V172H182ZM214 171V172H213ZM221 171V172H220ZM236 171V172H235ZM11 172V173H10ZM17 172V173H16ZM38 174L36 175V173ZM59 172V174H58ZM71 174H70V173ZM74 172V173H72ZM80 172V173H79ZM93 172V173H92ZM99 172V173H98ZM113 172V173H112ZM140 172V173H139ZM145 174H144V173ZM174 172V173H173ZM216 172V173H215ZM234 172V173H232ZM14 173V175H13ZM20 173V174H19ZM24 173V174H23ZM44 173V174H43ZM49 173V174H48ZM56 173V176H55ZM77 173V174H76ZM179 173V174H178ZM182 173V174H181ZM185 173V174H184ZM232 173V174H230ZM242 173V174H241ZM9 174V175H8ZM30 174V175H28ZM40 174V175H39ZM43 176H42V175ZM61 174V175H60ZM63 174V175H62ZM84 174V176H83ZM87 174V176H86ZM90 176H89V175ZM96 174V175H95ZM98 174V175H97ZM102 174V176H101ZM130 174V175H129ZM141 176H140V175ZM158 174V175H157ZM168 174V175H167ZM176 174V176H175ZM189 178H187L188 176ZM218 174V175H217ZM222 174V175H221ZM229 174V175H228ZM19 175V176H18ZM76 175V176H74ZM150 177L148 178V176ZM163 175V176H162ZM171 175V176H170ZM224 175V176H223ZM238 175V177H237ZM259 175V176H258ZM39 176V178H38ZM45 176V178H44ZM52 176V177H51ZM59 176V177H58ZM62 176V177H61ZM74 176V177H73ZM81 176V177H80ZM85 179H83V177ZM86 176V177H85ZM99 176V177H98ZM105 176V177H104ZM111 176V177H109ZM145 176V180L143 177ZM154 176V177H153ZM157 176V177H156ZM168 176V177H167ZM170 176V177H169ZM195 176V177H194ZM217 176V177H216ZM233 176V177H232ZM251 176V177H250ZM256 178H254V177ZM21 179H19V178ZM30 179H27V178ZM72 177V178H71ZM88 177V178H87ZM90 177V178H89ZM103 177V179H102ZM123 177V178H122ZM126 177V179H125ZM148 180H147V178ZM164 179H162V178ZM175 177V178H174ZM183 177V178H180ZM217 179H216V178ZM224 177V178H223ZM236 177V180H235ZM253 177V178H252ZM18 178V179H17ZM26 178V179H25ZM58 178V180H57ZM66 178V179H65ZM69 178V179H68ZM73 180L71 181L70 180ZM76 178V179H74ZM101 178V179H100ZM142 178V179H141ZM160 178V179H159ZM172 178V179H171ZM180 178V179H179ZM212 178V181H211ZM250 178V179H249ZM37 179V180H35ZM61 179V181H60ZM79 179V180H78ZM83 179V180H82ZM92 179V180H91ZM124 179V180H123ZM189 179V180H187ZM215 179L217 181H215ZM230 179V180H229ZM233 179V180H232ZM247 179V180H246ZM263 179V180H262ZM29 180V181H28ZM67 180V181H66ZM75 180V181H74ZM79 182H78V181ZM81 180V181H80ZM131 182H128V181ZM167 180V181H166ZM172 180V181H171ZM235 182V183H233ZM262 180V181H261ZM4 181V182H3ZM16 181V182H14ZM19 181V182H18ZM34 181V182H33ZM71 181V182H70ZM90 183H89V182ZM92 181V182H91ZM105 181V182H104ZM110 182L107 183L106 182ZM149 181V182H148ZM166 181V182H164ZM184 181V182H183ZM187 181V182H186ZM192 181L194 183H192ZM220 181V182H219ZM226 181V182H225ZM21 182V183H20ZM24 182V183H23ZM32 182V183H31ZM87 182V184H86ZM146 182V183H145ZM162 182V183H161ZM166 184H164V183ZM171 182V183H170ZM183 182V183H182ZM239 182V183H238ZM242 184L240 185V183ZM249 182V183H248ZM15 183V184H13ZM31 183V186L29 185ZM54 183V185H53ZM61 183V184H60ZM79 183V184H78ZM85 183V185H84ZM104 183V184H103ZM116 183V184H115ZM123 185H122V184ZM145 183V184H144ZM149 183V184H148ZM185 183V184H184ZM193 185H192V184ZM231 183V184H230ZM256 183V185H255ZM16 185L15 186L13 185ZM18 184V185H17ZM22 186H21V185ZM41 184V185H39ZM92 184V185H91ZM127 184V185H126ZM147 184V185H146ZM152 184V185H151ZM161 184L163 186H159ZM176 184V185H175ZM180 184V185H179ZM206 184V185H204ZM238 184V185H237ZM2 185V186H1ZM4 185V186H3ZM7 185H10L8 187ZM20 185V186H19ZM38 185V186H37ZM45 185V186H44ZM51 185L53 186L51 188ZM57 185V186H56ZM66 187L64 189L63 186ZM68 185V186H67ZM71 185V187H69ZM74 185V186H73ZM145 187L144 197L150 199L149 204L138 208V218L130 217V213L136 210L133 207L127 206L124 203V197L134 193L135 190L140 187ZM186 185V186H185ZM213 187L216 192L224 195L226 209L228 213L223 211L219 204L213 201L209 187ZM254 185V186H252ZM19 186V187H18ZM25 186V187H24ZM29 186V189H28ZM55 186V187H54ZM89 186V187H88ZM99 186V187H98ZM113 186V187H110ZM157 186V187H156ZM166 186V187H165ZM191 186V187H190ZM233 188V189H231ZM241 186V187H240ZM3 187V188H2ZM24 187V188H23ZM32 187V188H31ZM43 188V190L41 189ZM63 187V188H62ZM73 187V188H72ZM87 189H86V188ZM92 187V188H91ZM127 187V188H126ZM199 187V188H198ZM235 187V189H234ZM244 187V188H243ZM251 187V188H250ZM253 187V188H252ZM2 188V189H1ZM13 188H15L13 190ZM61 188V189H60ZM96 188V189H95ZM101 188V189H99ZM170 188V189H169ZM173 188V189H172ZM191 188V189H190ZM198 188V189H197ZM226 190H225V189ZM246 188V189H245ZM255 188V189H254ZM37 189V190H35ZM47 189V190H46ZM68 191H67V190ZM86 189V190H85ZM151 189V190H150ZM160 189V190H159ZM175 189V190H174ZM194 191H193V190ZM198 191H197V190ZM204 189V190H203ZM253 192H251L252 190ZM3 190V191H2ZM10 190V191H9ZM27 190H29L27 192ZM35 190V191H34ZM46 190V192L44 191ZM66 190V192H65ZM75 190V192L73 191ZM89 190V191H88ZM241 190V191H240ZM247 190V193H246ZM6 191V192H4ZM23 191V192H21ZM38 191V192H37ZM52 193H51V192ZM156 191V192H155ZM163 191V193L161 192ZM173 193H172V192ZM28 194H27V193ZM33 192V193H32ZM42 192V193H41ZM63 192V193H62ZM88 192V193H87ZM92 194H90V193ZM96 192V193H95ZM103 192V193H102ZM153 192V193H152ZM158 192V193H157ZM184 192V193H183ZM204 192V193H203ZM236 192V193H235ZM238 192V193H237ZM243 192V193H242ZM263 192V193H262ZM38 193L40 195H38ZM46 193V194H45ZM50 193V195H49ZM72 193V194H71ZM94 193V194H93ZM106 193V194H105ZM110 193V195H109ZM160 193V194H159ZM171 193V194H170ZM183 193V194H182ZM231 193V194H228ZM259 193V194H257ZM57 194V195H56ZM84 194H87L86 196ZM168 194V195H167ZM189 194V195H188ZM196 194V195H195ZM258 196H256V195ZM261 194L263 196H261ZM11 195V196H10ZM24 195V196H23ZM59 195H61L59 197ZM63 195V196H62ZM99 195V196H98ZM151 195H156L151 196ZM160 197H159V196ZM173 195V196H172ZM183 195V196H182ZM192 195V196H191ZM201 195V196H200ZM242 197H240V196ZM253 195V196H252ZM26 196V197H25ZM33 196V197H32ZM47 196V197H46ZM50 196V197H49ZM53 196L55 198H53ZM68 196V197H67ZM78 196V197H77ZM85 196V197H84ZM106 196V197H105ZM122 196V197H121ZM187 196V197H186ZM190 196V197H189ZM207 196V197H206ZM14 197V198H13ZM22 197V198H21ZM57 197V198H56ZM64 197V198H63ZM102 197V198H101ZM168 197V198H166ZM209 197V198H208ZM227 197V198H226ZM244 197V198H243ZM30 198V200L28 199ZM38 198V199H36ZM41 198V200L39 199ZM44 198V199H43ZM49 200H48V199ZM63 198V199H62ZM70 198V200H69ZM72 198V199H71ZM80 198V199H79ZM87 198V199H85ZM152 198V199H151ZM159 198V200H158ZM163 198V199H162ZM165 198V199H164ZM172 198V199H171ZM180 201V202H177ZM197 198V199H196ZM204 198V199H203ZM209 200H207V199ZM240 198V199H239ZM249 198V199H248ZM4 199V200H3ZM11 199V200H10ZM24 199V200H22ZM35 199V200H34ZM79 199V200H78ZM103 199V200H101ZM117 201H116V200ZM155 199V200H154ZM194 199V200H193ZM196 199V200H195ZM200 199V200H198ZM212 199V201H211ZM229 199V200H228ZM233 199V200H232ZM15 200V201H14ZM21 200V201H19ZM61 200V201H60ZM94 200V201H93ZM164 200V201H163ZM235 200V201H234ZM244 200V201H243ZM246 200V201H245ZM262 200V201H261ZM24 201V202H23ZM27 201V202H26ZM33 201V203H32ZM36 201V202H35ZM57 201V202H56ZM101 201H103L101 203ZM108 201V202H107ZM153 201V202H152ZM170 201V203H168ZM175 201V202H174ZM203 201V202H202ZM205 201V202H204ZM261 201V202H260ZM21 202V203H19ZM29 202V203H28ZM41 202V204H40ZM46 202V204H45ZM60 202V203H59ZM83 202V203H81ZM87 202V203H86ZM96 202V203H95ZM113 202V204H112ZM117 202V203H116ZM161 202V203H160ZM174 202V203H173ZM235 202V204H234ZM239 202V203H237ZM251 202V204H250ZM18 203V204H17ZM27 203V204H26ZM52 203L53 207H52ZM56 203L58 205H56ZM72 203V204H71ZM104 203V204H103ZM157 203V204H155ZM158 203H160L158 205ZM173 203V204H172ZM192 203V205H191ZM194 203V206H193ZM200 203L202 204L200 206ZM205 203V204H204ZM230 206H229V204ZM246 203V204H244ZM253 203V204H252ZM258 203V204H257ZM260 203V204H259ZM263 203V204H262ZM4 204V205H3ZM30 204V205H28ZM62 204V205H61ZM65 204V205H64ZM67 204V205H66ZM99 206H98V205ZM172 204V205H170ZM178 204V205H177ZM182 204L185 208L182 209ZM196 204V205H195ZM207 204V205H206ZM211 204V205H208ZM232 204V205H231ZM241 204V205H239ZM75 205V206H74ZM94 205V206H93ZM101 205V206H100ZM108 205V206H107ZM116 205V206H115ZM120 205V206H119ZM152 205V206H149ZM157 206V208L155 206ZM19 208H18V207ZM22 206V207H21ZM24 206V207H23ZM27 206V207H26ZM38 206V207H36ZM42 206V207H41ZM73 206V208H72ZM93 206V207H92ZM114 206V207H113ZM170 208H169V207ZM191 209H189V207ZM192 206V207H191ZM197 206V207H196ZM206 206V207H205ZM239 206V207H238ZM7 207V209H5ZM14 207V209H13ZM16 207V208H15ZM32 209H28V208ZM46 207V208H45ZM60 207V208H58ZM88 207V208H87ZM104 207V208H103ZM111 207V208H110ZM199 207V208H198ZM211 207V210H210ZM216 207V208H215ZM220 207V208H219ZM232 207V208H231ZM251 207V210L249 209ZM18 208V209H17ZM23 208V210H22ZM42 208V209H41ZM54 208V209H53ZM58 208V209H57ZM87 208V209H84ZM100 208H102L100 210ZM106 208V210H105ZM120 210H119V209ZM160 208V209H159ZM195 208V209H194ZM207 208V209H205ZM238 208V209H237ZM4 209V210H3ZM12 209V210H11ZM20 209V210H19ZM26 209V210H25ZM41 209V211H40ZM47 209V210H46ZM62 209V211H60ZM71 209V211H70ZM79 209V210H78ZM81 209V210H80ZM85 213H84V210ZM115 209V211H114ZM145 209V210H144ZM157 209V210H156ZM163 209V210H162ZM194 209V210H193ZM218 209V210H216ZM250 210L249 212L247 210ZM253 209V210H252ZM262 209V210H260ZM15 210V211H14ZM29 210V211H27ZM49 210V211H48ZM65 210H67L65 212ZM77 210V211H76ZM94 210V211H93ZM113 212H112V211ZM165 210V211H164ZM184 212H183V211ZM216 213H215V211ZM235 210V211H234ZM239 210V211H238ZM4 211V212H3ZM8 211V212H7ZM19 211V212H18ZM21 211V212H20ZM48 211V212H47ZM58 211V212H57ZM70 211V213L68 212ZM76 211V212H75ZM83 211V212H82ZM92 211V212H91ZM118 211V212H117ZM159 211V212H158ZM162 211V212H161ZM195 211V213H194ZM205 211V212H204ZM220 211V212H219ZM6 212V213H5ZM16 212V213H15ZM24 212V213H22ZM42 212V213H41ZM82 212V213H81ZM89 212V213H88ZM115 212V213H114ZM117 212V213H116ZM136 212V211H135ZM153 212V213H152ZM200 212V213H199ZM202 212V213H201ZM207 212V213H206ZM214 212V213H213ZM219 212V213H218ZM230 212V213H229ZM233 212V213H232ZM237 212V213H235ZM242 212V213H241ZM247 215H246V213ZM22 213V214H20ZM33 213V214H32ZM39 213V214H38ZM46 213V214H45ZM58 213V215H57ZM73 213V214H71ZM80 213V214H79ZM111 213V214H110ZM188 213V214H187ZM190 213H194L190 215ZM199 213V214H198ZM252 213V215L250 214ZM14 214V215H13ZM28 216H27V215ZM31 214V215H30ZM37 214V215H35ZM41 214V215H40ZM45 214V215H44ZM75 214V215H74ZM91 214V215H89ZM117 216H116V215ZM164 214H166V217ZM207 214V215H206ZM221 214V215H220ZM242 214V215H241ZM245 214V215H244ZM250 214V215H249ZM9 215V217H8ZM26 215V216H25ZM43 215V216H42ZM51 217H50V216ZM97 215V216H96ZM115 215V216H114ZM185 217V221L182 227H179L176 223L178 218ZM204 215V216H203ZM209 215V216H208ZM231 215V216H230ZM249 215V216H248ZM255 215V216H254ZM34 216V217H33ZM54 216V217H53ZM73 216V217H72ZM77 218H75V217ZM83 216V218H81ZM88 218H87V217ZM92 216V217H90ZM96 216V217H95ZM107 216V217H106ZM193 216V217H192ZM196 220H195V217ZM234 216V217H233ZM239 216V217H238ZM47 217V218H46ZM80 217V218H79ZM102 219H101V218ZM199 217V218H198ZM205 217V218H204ZM219 217V218H218ZM238 217V218H236ZM5 218V219H4ZM25 218V219H24ZM28 218V219H27ZM30 218V219H29ZM51 218V219H50ZM75 218L76 220H74ZM93 220H92V219ZM98 218V219H95ZM116 218V219H115ZM119 218V219H118ZM141 218V219H139ZM155 218V219H154ZM164 218V219H163ZM209 218V220H208ZM221 218V219H220ZM234 218V219H233ZM245 218V220H244ZM7 219L9 221H7ZM43 219V220H41ZM46 219V220H45ZM108 222H106L107 220ZM203 219V220H202ZM223 219V220H222ZM227 219V222H226ZM229 219V220H228ZM241 219V220H240ZM251 219V220H248ZM2 220V221H1ZM16 220V222H15ZM32 223V224H30ZM83 220V221H81ZM162 220V221H161ZM200 220V221H198ZM11 221V222H10ZM21 221V222H20ZM25 221V222H23ZM28 223H27V222ZM36 221V222H35ZM43 221V222H41ZM50 221V222H45ZM53 221V222H52ZM58 221H60L58 223ZM62 221V222H61ZM68 221V223H67ZM73 221V222H72ZM81 221V222H80ZM98 221V222H97ZM101 221V222H100ZM106 223H103V222ZM171 221V222H170ZM190 221V222H189ZM198 221V222H197ZM244 221V222H242ZM10 222V223H9ZM15 222V223H14ZM65 222V223H64ZM75 222V223H74ZM95 222V224H94ZM121 222V223H120ZM132 222V223H130ZM150 222V223H149ZM168 222V223H167ZM189 222V223H188ZM225 222V223H224ZM255 222V223H254ZM262 222V223H261ZM36 223V224H35ZM52 223V224H51ZM62 223V224H61ZM72 223V224H71ZM87 223V224H85ZM92 223V224H91ZM102 226H99L100 224ZM164 223V224H163ZM257 223V225H256ZM2 224V225H1ZM21 224V225H20ZM27 224V226H26ZM38 224V225H37ZM46 224V226L44 225ZM60 224V225H59ZM68 224V225H67ZM81 227H80V225ZM104 224V225H103ZM165 224L167 226H165ZM170 224V225H168ZM193 224V226H192ZM199 224V225H198ZM201 224V226H200ZM231 226H230V225ZM252 224V226H251ZM255 224V225H254ZM263 224V225H262ZM11 225V226H10ZM54 225V226H53ZM63 225V226H61ZM95 225V226H94ZM109 225V226H108ZM164 225V226H163ZM175 225V226H174ZM185 225V226H184ZM191 225V228L189 227ZM9 226V228H8ZM24 226V227H22ZM36 226V227H35ZM77 226V227H76ZM85 226V227H84ZM97 226V227H96ZM105 226V227H104ZM161 226V227H159ZM172 228H171V227ZM199 226V227H198ZM212 226V227H211ZM254 226V227H253ZM259 226V227H258ZM20 227V228H19ZM34 227V229H32ZM38 227V228H37ZM60 227L62 229H60ZM67 227V228H66ZM76 227V228H75ZM84 227V228H83ZM109 227V229L107 228ZM123 227V228H122ZM190 230H188L189 228ZM194 227V228H193ZM203 227V228H201ZM246 227V228H245ZM257 227V228H256ZM8 228V230H7ZM13 228V229H12ZM17 228V230L15 229ZM43 228V230H42ZM69 228V229H68ZM93 228V229H92ZM99 228V229H98ZM101 228V229H100ZM159 228V229H158ZM161 228V229H160ZM188 228V229H187ZM197 228V230H196ZM250 228L252 230L250 231ZM29 229V230H28ZM39 229V231H38ZM53 229V231H52ZM66 229V230H65ZM79 231H78V230ZM83 229V230H81ZM144 229V230H143ZM155 229H157L155 231ZM183 231H182V230ZM206 229V230H205ZM208 229V230H207ZM216 229V230H215ZM236 229V230H235ZM34 230V231H33ZM48 230V231H46ZM57 230V231H56ZM72 230V231H71ZM77 230V231H76ZM99 230V232H97ZM106 230V231H105ZM119 230V231H118ZM160 230V231H159ZM174 230V231H173ZM205 230V231H204ZM210 230V231H209ZM226 230V231H224ZM24 231V232H23ZM30 231V232H29ZM43 231V232H41ZM65 231V232H64ZM73 232V234L70 232ZM95 231V232H94ZM118 231V232H117ZM127 231V232H126ZM153 231V232H152ZM176 231V232H175ZM193 231V232H191ZM196 231V232H195ZM198 231V233H197ZM238 231V232H236ZM11 232V233H9ZM29 232V233H28ZM33 232V233H32ZM79 232V233H78ZM82 232V233H81ZM111 232V233H110ZM119 234H117V233ZM136 232V233H135ZM218 234H217V233ZM221 232V234L219 233ZM3 233V234H2ZM24 233V234H23ZM26 233V234H25ZM45 233V235L43 234ZM53 235H52V234ZM65 233V234H64ZM85 233V234H83ZM111 236H110V234ZM125 233V234H124ZM178 233V234H177ZM197 233V234H195ZM208 235H206V234ZM209 233V234H208ZM212 233V234H211ZM233 233V234H232ZM255 233V234H254ZM21 234V236L19 235ZM43 234V235H42ZM61 234V235H60ZM67 234V235H66ZM97 234V235H96ZM104 236H101V235ZM106 234H108L106 236ZM115 234V236H114ZM117 234V235H116ZM124 234V236H123ZM127 234V235H126ZM139 234V235H137ZM142 234V235H141ZM149 234V235H148ZM174 234V235H173ZM186 234V236H184ZM191 234V235H190ZM193 234V235H192ZM206 236H205V235ZM214 234V236H213ZM217 234V235H215ZM12 235H15L12 237ZM24 235V237H23ZM32 235V236H31ZM39 235V236H38ZM65 235V236H63ZM72 235V236H71ZM80 235V236H79ZM85 235V236H83ZM87 235V236H86ZM92 235V236H91ZM136 236V238L134 237ZM162 235V236H161ZM166 235V236H165ZM169 237H168V236ZM220 235V237H219ZM222 235V236H221ZM236 235V237H235ZM246 237H245V236ZM250 235V237H249ZM256 235V236H255ZM7 236V237H5ZM11 236V237H10ZM17 236V238H16ZM26 236V238H25ZM50 236V237H49ZM130 236V237H129ZM132 236V237H131ZM149 236V237H148ZM193 236V237H192ZM195 236V237H194ZM197 236V238H196ZM203 236V237H202ZM258 236V237H257ZM4 237V238H3ZM36 237V238H35ZM40 237V238H39ZM43 237V238H42ZM49 237V238H48ZM56 237V238H55ZM63 239H61V238ZM65 237V238H64ZM72 237V238H71ZM77 237V238H76ZM87 237V238H86ZM94 237V238H93ZM99 237V238H98ZM108 237V238H107ZM116 237V238H115ZM158 237V239H157ZM174 237V238H173ZM192 237V238H191ZM199 237V238H198ZM219 237V239H218ZM239 237V238H237ZM253 237V238H251ZM257 237V238H256ZM29 238V239H28ZM33 238V239H32ZM55 238V239H54ZM76 238V239H75ZM79 238V240H78ZM102 238V239H101ZM106 238V239H105ZM122 240H121V239ZM192 240H191V239ZM202 238V239H200ZM215 238V239H213ZM238 240H237V239ZM248 241H247V239ZM251 238V241L249 240ZM24 241V247L18 240ZM27 239V240H26ZM40 239V240H39ZM87 239V242L86 240ZM104 239V241H103ZM132 239V241L130 240ZM207 239V240H206ZM228 239V240H227ZM261 239V240H260ZM14 240V241H13ZM33 244H31V242ZM35 240V241H34ZM39 240V241H38ZM43 240V241H42ZM79 242H78V241ZM84 240V241H83ZM95 240V241H94ZM101 240V241H100ZM117 240V241H116ZM126 240L125 242H123ZM135 240V241H134ZM139 240V241H138ZM189 242H188V241ZM199 240L198 243L196 241ZM224 240V241H223ZM237 240V241H236ZM256 240V241H255ZM9 241V242H8ZM12 241V242H11ZM42 241V242H40ZM89 241V243H88ZM105 243H97V242ZM122 241V244L120 243ZM131 243H130V242ZM137 241V242H136ZM148 241V242H145ZM169 241V242H168ZM195 241V242H194ZM203 241V242H202ZM242 241V243H241ZM247 241V242H246ZM250 241V242H249ZM14 242V243H13ZM29 242V243H28ZM37 242V243H36ZM56 242V243H55ZM57 242H59L57 244ZM69 242V243H68ZM75 242V243H74ZM81 242V243H80ZM113 242V243H112ZM140 242V243H139ZM152 242V243H151ZM166 242V243H165ZM191 242V243H190ZM215 242V243H214ZM221 244H220V243ZM225 242V243H224ZM227 242V243H226ZM231 242V243H230ZM259 242V243H258ZM35 243V244H34ZM39 243V244H38ZM46 243L48 245H46ZM54 243V244H53ZM68 243V244H67ZM73 243V245H72ZM80 243V244H79ZM83 243V244H82ZM88 243V245H87ZM125 243V244H124ZM151 243L152 246L149 245ZM196 243V244H195ZM238 243V244H237ZM248 245H247V244ZM250 243V244H249ZM256 243V245H255ZM262 243V244H261ZM14 244V245H13ZM19 246H18V245ZM29 244V245H28ZM47 246H45V245ZM57 246H56V245ZM71 244V245H69ZM86 244V245H85ZM93 244V246H92ZM117 246H115V245ZM163 244V245H161ZM178 244V245H177ZM195 244V245H194ZM203 244V246H202ZM206 244V245H205ZM220 244V245H219ZM224 244V246H223ZM231 244V246L229 245ZM233 244V245H232ZM235 244V246H234ZM243 244V245H242ZM260 244V245H259ZM12 245V246H11ZM50 245V246H49ZM68 245V247L66 246ZM84 245V246H83ZM99 245V246H98ZM106 246L103 247L102 246ZM119 245V246H118ZM122 245V247H121ZM126 245V246H125ZM145 245V246H144ZM156 245V246H155ZM187 245V246H186ZM201 245V246H200ZM214 245V246H213ZM217 245V246H216ZM263 245V247H262ZM33 246V247H32ZM39 246V247H38ZM52 246V247H51ZM60 247V249L58 248ZM80 246V247H79ZM88 246V248H87ZM92 246V248L90 247ZM97 246V247H96ZM163 246V247H162ZM179 246V247H177ZM190 246V247H189ZM207 246V247H206ZM220 246V247H219ZM250 246V247H249ZM257 246V247H256ZM2 247V248H1ZM57 247V248H55ZM63 247H66L63 249ZM95 247V250H94ZM102 247V250L99 249ZM126 247V250L124 249ZM139 247L141 249H139ZM155 247V248H154ZM169 247V248H168ZM239 247V248H238ZM26 248V249H25ZM30 248V249H29ZM33 250H32V249ZM38 250H37V249ZM40 248H42L40 250ZM50 248V249H49ZM84 250H83V249ZM123 248V249H122ZM143 248H146L143 249ZM153 250H150L152 249ZM165 248V251H164ZM177 248V249H176ZM184 248V249H182ZM203 248V249H202ZM207 250H206V249ZM210 248V249H209ZM216 248L218 250H216ZM227 248V249H226ZM235 248V249H234ZM237 248V251H236ZM254 248V249H253ZM257 248V249H255ZM261 248V249H259ZM15 249V250H14ZM19 249V250H18ZM69 249V250H68ZM78 249V250H77ZM99 249V250H98ZM116 249V250H115ZM122 249V250H121ZM143 249V250H142ZM157 249V250H156ZM160 251H159V250ZM163 249V250H162ZM179 249V251H177ZM199 249V250H198ZM222 249V250H221ZM226 249V250H224ZM242 249V250H241ZM251 249V250H250ZM10 250V251H9ZM14 250V251H13ZM21 250V251H20ZM30 250V251H29ZM45 250V251H44ZM88 250V251H87ZM94 250V251H92ZM99 252H98V251ZM108 252H107V251ZM141 250V254L138 251ZM148 250V251H147ZM167 250V251H166ZM202 250V253L201 251ZM205 250V251H204ZM209 250V251H208ZM213 250V252H212ZM259 250V251H258ZM20 251V253H18ZM28 251L31 252L28 254ZM50 251V252H49ZM61 251V252H60ZM101 251V253H100ZM106 251V252H105ZM137 251V252H136ZM159 251V252H157ZM197 251V252H195ZM231 254H230V252ZM240 251V252H238ZM244 251V252H243ZM255 251V252H254ZM3 252V253H1ZM17 252V253H16ZM48 252V253H47ZM70 252V253H69ZM72 252V253H71ZM77 255H75L74 254ZM85 252V253H84ZM125 252V253H124ZM132 252V253H131ZM156 252V253H155ZM176 252V253H175ZM181 252V253H178ZM220 252V253H219ZM229 252V254H228ZM237 252V253H236ZM243 252V253H242ZM261 252V253H260ZM13 253V254H12ZM33 253V254H32ZM45 253V254H44ZM59 253V255H58ZM68 253V254H67ZM87 253V254H86ZM93 253V254H92ZM95 253V254H94ZM128 253V254H127ZM137 253V255H136ZM146 256H145V254ZM155 253V254H154ZM160 253V255L158 254ZM165 253V254H164ZM194 253V254H193ZM197 253V255H196ZM201 253V254H200ZM222 253V254H221ZM235 253L237 255H235ZM240 253V255L238 254ZM253 253V254H252ZM258 253V254H256ZM18 254V256H17ZM47 254V255H46ZM51 254V255H50ZM69 254H73L69 255ZM89 254V255H88ZM92 254V256H91ZM103 254V258L101 257ZM131 254V255H130ZM140 254V256H139ZM164 254V255H163ZM178 254V255H176ZM181 254V255H180ZM186 254V255H185ZM188 254V255H187ZM220 254V255H219ZM244 254V256H243ZM16 255V256H15ZM29 255V256H28ZM36 255V256H35ZM38 255V256H37ZM42 255V256H41ZM63 255V256H62ZM68 255V256H67ZM75 255V256H74ZM94 255V257H93ZM106 255L107 258H106ZM130 255V256H129ZM157 255V256H155ZM194 255V256H193ZM206 255V256H205ZM219 255V256H218ZM222 255V257H221ZM260 255V256H259ZM3 256V257H2ZM6 256V258H5ZM54 256V257H53ZM98 256V257H97ZM122 256V257H121ZM126 256V257H125ZM139 256V257H138ZM190 256V258H189ZM192 256V257H191ZM200 256V257H199ZM215 256V257H214ZM231 256V257H230ZM241 256V258L239 257ZM250 256V257H249ZM40 257V258H39ZM49 257V258H46ZM67 257V258H66ZM82 259H81V258ZM111 257V258H110ZM129 257V258H128ZM133 259H132V258ZM140 258V260L138 258ZM154 257V258H153ZM161 257V258H160ZM178 257V258H177ZM180 257V258H179ZM184 257V258H183ZM195 257H197L195 259ZM233 257V258H232ZM248 257V258H247ZM46 258V259H44ZM54 258V259H52ZM61 258V259H59ZM76 260H72L75 259ZM79 258V259H78ZM85 258V259H84ZM86 258H88L86 260ZM96 258V259H95ZM99 258V259H97ZM101 258V259H100ZM136 258V259H135ZM144 258V259H143ZM151 258V259H150ZM231 258V259H229ZM262 258V259H261ZM2 259V260H1ZM42 259V260H41ZM49 259V260H48ZM51 259V261H50ZM107 259V260H105ZM114 261H112V260ZM123 259V260H121ZM127 261H126V260ZM143 259V260H142ZM159 261H158V260ZM180 259V260H179ZM185 259V260H184ZM194 259V260H193ZM200 259V260H199ZM203 259V260H202ZM216 259V260H215ZM220 259V260H219ZM222 259V260H221ZM247 259V260H246ZM20 262H19V261ZM39 260V262H38ZM58 260V261H57ZM80 260V261H78ZM103 260L104 263H103ZM111 262H109V261ZM133 260V261H132ZM139 260V261H138ZM153 260V261H152ZM199 260V262H198ZM213 260V261H212ZM230 260V262H229ZM232 260V261H231ZM46 261V263L44 262ZM48 261V262H47ZM62 261V262H61ZM83 261V262H81ZM86 261V262H84ZM140 261H142L140 263ZM161 261V262H160ZM186 261V263L183 262ZM204 261V262H203ZM224 261V263H223ZM44 262V263H43ZM61 262V263H60ZM91 262V263H89ZM124 262V263H123ZM138 262V263H137ZM220 262V263H219ZM228 262V263H227ZM233 262V263H232ZM25 264L24 261H22Z\"/></svg>", "mask_w": 264, "mask_h": 264}, {"label": "bare ground", "instance_id": "bare-ground-1", "mask_svg": "<svg viewBox=\"0 0 264 264\" xmlns=\"http://www.w3.org/2000/svg\"><path fill=\"white\" fill-rule=\"evenodd\" d=\"M134 1V0H133ZM144 1H148V4H150L151 5V7H153L152 5H153V3L152 2H154V1H151V0H144ZM165 1V0H164ZM194 1V0H193ZM226 1V0H225ZM237 1V0H236ZM1 2V1H0ZM51 2H53V3H58V2H60L59 0H51ZM69 2V4H72V5H74V6H78L79 7V9H81V12H83V14H86V15H88V16H84L85 17V21H83V23L81 22L80 24H82L81 25V29L82 30H84L85 31V34L87 35V39L83 42V41H81V40H79V46L75 43V42H73V41H71V39L67 36V33H66V29H67V23H65L63 20L62 21H55V20H53L52 18L50 19H48L47 20V22L45 23V19L43 20V21H41V22H39V20H41L42 19V15H41V13L39 12V9L37 8V7H34V6H21V7H19V8H15V9H13L12 8V10H10L9 9V7L7 6V4H4V5H2L1 7H0V15H1V17L3 18V20H0V78L1 77H3V80H11L12 78H13V75H14V72H18L19 70V68L17 69V68H14L16 65H18V64H20V63H24L25 61L26 62H29V60H33V62H35L36 64H38V65H40L41 66V64H45L47 61H48V59H49V57H50V55H53V54H51V52H49V51H52V50H49V48L50 47H52L51 49H53V50H56V48H55V46H54V44H52L51 43V41L53 42V43H59V45H60V42H61V39L62 38H65V37H68L67 38V41H68V43H71V46H70V49L71 50H73V54H76V55H79L76 51L78 50V49H80V48H86L85 49V51H87V49H90V48H93V51L88 55V57L89 56H91L88 60L89 61H87V62H85V63H83V64H74V65H71L72 64V62L70 61V63L68 64L69 65V67H68V70H70V73H68L69 74V76L71 77V76H81V78H83V80H85L86 82L85 83H89L92 79H90L89 77L91 76H94V75H96L95 73H96V70H98L99 69V66H95L94 65V63L93 62H98V61H100V62H102V58L100 57V54H101V52H102V50L100 49V46H101V44L102 43H104V44H106V45H108V47H109V41H108V37H110L111 38V42H113V43H116V44H118V45H120L122 48V50H124V48L127 46V45H129V47H130V49H131V52H130V54L128 55V58H129V61L128 60H126L127 62H129V64L130 65H132L133 66V63L135 64V62H137V61H135L136 59H137V55H138V53H139V50H140V48H139V44H138V38H140V37H146V36H148V38H150L149 40L150 41H153V42H159V44L164 48V50H166V51H168V54L167 55H163V56H161L160 58L162 59H157L156 60V65L155 66H157L158 67V65H159V67L162 65V64H164L163 63V59H172V58H175V59H178L177 58V55L176 54H171V51L172 52H178L179 54L181 53V47H180V35H181V32L178 30H176V29H170V31H168L169 29L168 28H166V25L163 23H161L160 21H154V17H151V16H146V18L145 19H141L140 17L139 18H136V17H134L133 16V14H132V11H133V7H135V5L132 3V1L130 0V1H128V0H69L68 1ZM138 2V1H137ZM217 2V1H216ZM20 3H21V0H20ZM23 3V2H22ZM67 3V2H66ZM157 3V2H156ZM155 3V4H156ZM194 3V2H193ZM202 3V2H201ZM213 3V2H212ZM15 4V3H14ZM34 4H35V2H34ZM69 4H68V6H69ZM158 4V3H157ZM16 5V4H15ZM65 5H67V4H65ZM205 5V4H204ZM233 5V4H232ZM14 6V5H13ZM43 6V5H42ZM73 6V7H74ZM159 6H161V5H159ZM212 6V5H211ZM241 6H243V5H241ZM26 7V8H25ZM39 7V6H38ZM146 7V6H145ZM148 7V6H147ZM150 7V8H151ZM142 8H143V6H142ZM154 8V7H153ZM158 8V7H157ZM160 8V7H159ZM166 8V7H165ZM188 8V7H187ZM243 8H245V7H243ZM247 8V7H246ZM148 9V8H147ZM75 10V9H74ZM146 10V9H145ZM160 10H162V9H160ZM168 10V9H167ZM255 10V9H254ZM76 11L77 10H75V13H76ZM79 11V10H78ZM135 11V10H134ZM166 11V10H165ZM72 12V11H71ZM147 12V11H146ZM150 12V11H149ZM149 12H147V13H149ZM152 12V11H151ZM162 12V11H161ZM163 12H164V10H163ZM229 12V11H228ZM252 12V11H251ZM230 13V12H229ZM44 15V14H43ZM56 15V14H55ZM65 15V14H64ZM112 15H116V18H117V21H115V22H113L114 21V19L112 18ZM143 15V14H142ZM152 15V14H151ZM247 15V14H246ZM48 16V15H47ZM63 16V15H62ZM79 16V15H78ZM154 16V15H153ZM164 16V15H163ZM183 16V15H182ZM201 16V15H200ZM75 17V16H74ZM25 18H32V20H35L36 21V23H38V24H32V27H33V29H31L30 27V29L28 28V27H25V26H27V24H25V22L27 23V21H25L24 19ZM48 18V17H47ZM115 18V17H114ZM160 18H161V16H160ZM160 18H159V20H160ZM177 18V17H176ZM184 18H186V17H184ZM243 18V17H242ZM259 18V17H258ZM83 19V18H82ZM167 20H168V22H171V24H175V22L174 21H171V20H169L168 18H166ZM174 19V18H173ZM188 19V18H187ZM79 20V19H78ZM81 20V19H80ZM185 20V19H184ZM25 21V22H24ZM180 21H183V20H181L180 19ZM194 21V20H193ZM192 20H191V22H193ZM200 21V20H199ZM198 21V22H199ZM32 22V21H31ZM184 22V21H183ZM190 23V22H189ZM204 23V22H203ZM250 23V22H249ZM71 24V23H70ZM92 25V26H90V25ZM177 24V23H176ZM196 24V23H195ZM78 25V24H77ZM200 25H201V23H200ZM199 25V26H200ZM242 25V24H241ZM30 26V25H29ZM35 26L37 27V30L38 31H36V28H35ZM207 26V25H206ZM4 27V28H3ZM76 27V26H75ZM177 27V26H176ZM196 27H197V25H196ZM195 27V28H196ZM209 27V26H208ZM213 27V26H212ZM234 27V26H233ZM252 27V26H251ZM250 27V28H251ZM22 28H23V30H22ZM178 28V27H177ZM206 29V28H205ZM253 29V28H252ZM29 30H30V32H29ZM77 30H78V28H77ZM157 31V32H159L160 34H156L155 33V31ZM197 30V29H196ZM76 31V30H75ZM2 32V33H1ZM22 32V33H21ZM78 32V31H77ZM114 32V33H113ZM188 32V31H187ZM197 32V31H196ZM211 32V31H210ZM23 34V35H25V36H27V38H29L28 39V41L29 40H31V42L27 45V38L25 37V38H19L20 40L18 41L16 38L14 39V37L16 36H14L13 34ZM75 33V32H74ZM80 33V32H79ZM129 33V34H128ZM164 33H169L168 34V38H165L164 36H163V34ZM198 33V32H197ZM200 33V32H199ZM217 33V32H216ZM219 33V32H218ZM20 34V35H21ZM14 37H13V36ZM69 35V34H68ZM73 35V34H72ZM71 35V36H72ZM201 35V34H200ZM222 35V34H221ZM77 36V35H76ZM177 36H179V38L177 37ZM197 36V35H196ZM216 36V35H215ZM81 37V36H80ZM204 37V36H203ZM220 37V36H219ZM169 38H171V40H169ZM182 38V37H181ZM196 38V37H195ZM195 38H193V40L191 41V42H188V45H189V47H190V49H191V52H190V56L191 57H193L194 55H193V53L195 52V47L197 48L198 46L197 45H194L193 44V42H194V39ZM217 38V37H216ZM76 39V38H75ZM143 39V38H142ZM206 39V38H205ZM213 39V38H212ZM219 39V38H218ZM145 40V39H144ZM148 40V39H147ZM146 40V41H147ZM214 40V39H213ZM223 40V39H222ZM55 41V42H54ZM66 40H64V42H65ZM146 41H144V42H141L142 44V48H146V54H150V50L147 48V44H148V41L146 42ZM215 41H217V40H214V41H212V42H215ZM221 41V40H220ZM200 42V41H199ZM203 42V41H202ZM205 42V41H204ZM207 42V41H206ZM127 43V45H125ZM169 43H171V48H169V50H167V48L166 47H164V46H167ZM215 43H217V42H215ZM227 43V42H226ZM239 43V42H238ZM23 45V48L21 47L22 45ZM88 44H90V45H88ZM151 44V43H150ZM201 44V43H200ZM203 44V43H202ZM206 44V43H205ZM204 44V45H205ZM223 44V43H222ZM170 45V44H169ZM184 45V44H183ZM58 46V45H57ZM62 46V45H61ZM69 46V45H68ZM111 46V45H110ZM203 46V45H202ZM219 46H221V45H219ZM36 47H38V48H36ZM71 47H73V48H71ZM102 47V46H101ZM141 47V46H140ZM160 47V46H159ZM213 48H215L214 47V45L212 46ZM212 47H210V48H212ZM23 50H22V49ZM27 48H31L32 50H34V49H36V51H38V52H35V55L33 56V58H29L28 56H26V55H29L30 53H28L25 49H27ZM94 48H95V51H97V49H98V53H94ZM102 48H105V47H102ZM113 48V47H112ZM120 48V47H119ZM128 48V47H127ZM126 48V49H127ZM141 48V49H142ZM184 48V47H183ZM206 48H207V46H206ZM31 49H28V50H31ZM58 49V48H57ZM109 49V48H108ZM153 49V48H152ZM157 49V48H156ZM199 49V48H198ZM197 49V50H198ZM202 49V48H201ZM209 49V48H208ZM218 49V48H217ZM59 50V49H58ZM106 50H107V48H106ZM158 50V49H157ZM163 50V51H164ZM23 51V52H22ZM189 51V50H188ZM210 51V50H209ZM211 51H212V49H211ZM218 51V50H217ZM52 52H54V51H52ZM70 52V51H69ZM104 52V51H103ZM119 52V51H118ZM117 52V53H118ZM124 52H125V50H124ZM157 52V51H156ZM186 52V51H185ZM221 52V51H220ZM224 52V51H223ZM67 53V52H66ZM86 53V52H85ZM159 53V52H158ZM208 53V52H207ZM225 53V52H224ZM81 54H82V52H81ZM114 54V53H113ZM128 54V53H127ZM155 54V53H154ZM178 54V55H179ZM183 54H184V52H183ZM33 55V54H32ZM56 55H57V53H56ZM108 55H109V53H108ZM120 55V54H119ZM141 55V54H140ZM158 55V54H157ZM187 55V54H186ZM197 55V54H196ZM226 55V54H225ZM111 56V55H110ZM127 56V55H126ZM160 56V55H159ZM158 56V57H159ZM203 56V55H202ZM30 57H31V54H30ZM69 58H70V56H68ZM82 57V56H81ZM113 57V56H112ZM112 57L110 58V59H112ZM183 57V56H182ZM198 57H199V55H198ZM205 57V56H204ZM54 58V57H53ZM59 58L60 59H64L65 61L64 62H66L67 60H68V58H67V56H65L64 54H60L59 55ZM108 58V59H109ZM127 58V59H128ZM151 58H154L153 57V55H151L150 57L148 56L147 57V59H149L150 61H151ZM189 58V57H188ZM215 58V57H214ZM72 59V58H71ZM82 59V58H81ZM121 59V58H120ZM123 59V58H122ZM156 59V58H155ZM202 59V58H201ZM53 61V59H50V61ZM70 60V59H69ZM76 60H78L77 58H76ZM116 60V59H115ZM180 60V59H179ZM186 58L184 59V62L183 63H181L180 61H179V63L178 64H185L186 65ZM192 60V59H191ZM54 61H57L56 59L54 60ZM61 61V60H60ZM63 61V60H62ZM61 61V62H62ZM106 61V60H105ZM104 61V62H105ZM165 61V60H164ZM196 61V60H195ZM120 62V61H119ZM124 62V61H123ZM152 62V61H151ZM155 62V61H154ZM192 62V61H191ZM206 62V61H205ZM52 63V62H51ZM107 63V62H106ZM36 64H35V66H36ZM50 64V63H49ZM55 64V63H54ZM57 64V63H56ZM171 64V63H170ZM192 64V63H191ZM214 64V63H213ZM15 65V66H14ZM23 64H21V66H22ZM27 65V64H26ZM37 65V66H38ZM48 65V64H47ZM63 65V64H62ZM65 65V64H64ZM71 65V66H70ZM107 65V64H106ZM139 65H143V64H139ZM181 65V66H182ZM209 65V64H208ZM217 65H219V64H217ZM31 65H29V67H30ZM52 66V65H51ZM59 66V65H58ZM101 66V65H100ZM119 66V65H118ZM127 66V65H126ZM163 66V65H162ZM172 66V65H171ZM184 66V65H183ZM195 66V65H194ZM17 67V66H16ZM28 67V68H29ZM45 67V66H44ZM63 67V66H62ZM124 67V66H123ZM130 67V66H129ZM137 67V66H136ZM147 67V66H146ZM188 67V66H187ZM191 67V69H192V66H190ZM27 68V67H26ZM30 68H32V67H30ZM37 68V67H36ZM161 68V67H160ZM184 68H186V67H184ZM183 68V69H184ZM23 69L25 70V68L23 67ZM34 69H35V67H34ZM44 69V68H43ZM49 69V68H48ZM55 69H56V67H55ZM118 69V68H117ZM120 69V68H119ZM138 69V68H137ZM173 69V68H172ZM27 70V69H26ZM33 70V69H32ZM38 70V69H37ZM53 70H54V68H53ZM57 70H59V67H58V69ZM100 70V69H99ZM110 70H111V68H110ZM114 70H116V69H114ZM129 70V69H128ZM135 70V69H134ZM139 70V69H138ZM142 70H144V69H142ZM154 70H156V69H154ZM162 70V69H161ZM201 70V69H200ZM41 71V70H40ZM40 71H38V72H40ZM64 71H65V69H64ZM112 71V70H111ZM119 71V70H118ZM118 71H116L117 73H118ZM149 71V70H148ZM153 71V70H152ZM166 71V70H165ZM193 71V70H192ZM209 71V70H208ZM20 72V71H19ZM24 72H26V71H24ZM23 72V73H24ZM34 72V71H33ZM49 72H50V69H49ZM54 72V71H53ZM59 72H61V71H59ZM100 72V71H99ZM115 72V71H114ZM141 72V71H140ZM150 72V71H149ZM157 72H158V70H157ZM186 72V71H185ZM198 72V71H197ZM35 73V72H34ZM37 73V72H36ZM41 73V72H40ZM56 73V72H55ZM63 74H65L64 72H62ZM61 73V74H62ZM76 73H79L78 75L76 74ZM111 73V72H110ZM109 73V74H110ZM122 73V72H121ZM137 73V72H136ZM143 73V72H142ZM148 73V72H147ZM193 73V72H192ZM195 73V72H194ZM201 73V72H200ZM212 73V72H211ZM218 73V72H217ZM216 73V74H217ZM27 74V73H26ZM31 74V73H30ZM29 74V75H30ZM39 74V73H38ZM37 74V75H38ZM42 74V73H41ZM46 74H48V76H49V73H46ZM90 75V76H88V75ZM106 74H108V73H106ZM130 74V73H129ZM152 74V73H151ZM169 74V73H168ZM176 74V73H175ZM174 74V76H176ZM187 74V73H186ZM203 74V73H202ZM219 74V73H218ZM43 75V74H42ZM42 75H40L41 77H42ZM51 75V74H50ZM55 75H57V74H55ZM116 75V74H115ZM115 75H113V76H115ZM121 75V74H120ZM124 75H126V74H124ZM139 75V74H138ZM158 75V74H157ZM156 75V76H157ZM164 75V74H163ZM171 75H173V73L172 74H170L169 76H171ZM181 75H183V74H181ZM30 76H33V75H30ZM47 76V75H46ZM53 76V75H52ZM61 76V75H60ZM67 76V75H66ZM66 76H64V77H66ZM97 76V75H96ZM127 76H128V74H127ZM141 76V75H140ZM148 76V75H147ZM155 76V75H154ZM154 76H152V77H154ZM168 76V75H167ZM166 76V77H167ZM191 76V75H190ZM195 76V75H194ZM202 76V75H201ZM205 76V75H204ZM220 76V75H219ZM227 76V75H226ZM15 77H17V76H15ZM18 77H20V76H18ZM27 77V76H26ZM37 77V76H36ZM41 77H40V79H41ZM44 77V76H43ZM42 77V78H43ZM49 77H51V76H49ZM62 77V76H61ZM78 77H75L76 79H78ZM95 77V76H94ZM98 77V76H97ZM96 77V78H97ZM112 77V76H111ZM110 77V78H111ZM131 77V76H130ZM137 77V76H136ZM164 77V76H163ZM177 77V76H176ZM195 77H197V76H195ZM210 77H212V76H210ZM254 77H257V76H254ZM262 77V76H261ZM23 78V77H22ZM29 78V77H28ZM34 78H35V76H34ZM48 78V77H47ZM53 78V77H52ZM58 78H60V77H58ZM114 78H116V77H114ZM120 78V77H119ZM124 78V77H123ZM140 78V77H139ZM145 78V77H144ZM151 78V77H150ZM156 78V77H155ZM159 79H160V77H158ZM165 78V77H164ZM170 78V77H169ZM191 78V77H190ZM228 78V77H227ZM15 79V78H14ZM20 79V78H19ZM45 79V78H44ZM43 79V80H44ZM56 79V78H55ZM95 78H93V80H94ZM149 79V78H148ZM172 79V78H171ZM175 79V78H174ZM182 79V78H181ZM185 79H186V77H185ZM192 79V78H191ZM205 79V78H204ZM218 79V78H217ZM222 79V78H221ZM244 79V78H243ZM23 80V79H22ZM25 80V79H24ZM30 80V79H29ZM35 80H37L36 78H35ZM39 80V79H38ZM42 80V79H41ZM46 80H48V79H46ZM49 80H50V78H49ZM57 80V79H56ZM60 80V82H61V79H59ZM67 80V79H66ZM79 80V79H78ZM116 80H119L118 78L116 79ZM123 80V79H122ZM128 80V79H127ZM158 80V79H157ZM165 80V79H164ZM177 80V79H176ZM187 80H188V78H187ZM210 80V79H209ZM226 80V79H225ZM232 80V79H231ZM230 80V81H231ZM242 80V79H241ZM240 80V81H241ZM245 80V79H244ZM247 80V79H246ZM251 80V79H250ZM14 81V80H13ZM15 81H17V80H15ZM31 81H32V79H31ZM62 81H63V79H62ZM69 81V80H68ZM75 81H77V80H75ZM142 81V80H141ZM146 81V80H145ZM148 81H150V80H148ZM147 81V82H148ZM154 81V80H153ZM174 81V80H173ZM172 80H168V79H166V81H165V84L163 85L162 84V81H161V84L163 85V86H170L171 85V83L173 82ZM195 81V80H194ZM197 81V80H196ZM208 81V80H207ZM221 81V80H220ZM228 81V80H227ZM233 81V80H232ZM231 81V82H232ZM236 81H238V80H236ZM264 81V77H263V80H262V82ZM7 82V81H6ZM12 82V81H11ZM26 82V81H25ZM33 82V81H32ZM38 82H40V81H38ZM51 82V81H50ZM54 82H55V80H54ZM59 82V81H58ZM64 82V81H63ZM96 82V81H95ZM128 82V81H127ZM146 82V83H147ZM176 82V81H175ZM182 82H183V80H182ZM188 82V81H187ZM199 82V81H198ZM200 82H201V80H200ZM225 83H226V81H224ZM229 82V81H228ZM228 82H227V84H228ZM260 82V81H259ZM0 83H2V81L0 82ZM17 83V82H16ZM43 83V82H42ZM72 83H74V82H72ZM88 83H87V85H88ZM99 83V82H98ZM113 83V82H112ZM138 83V82H137ZM163 83H164V81H163ZM189 83V82H188ZM212 83H213V81H212ZM215 83V82H214ZM217 83V82H216ZM223 83V82H222ZM230 83V82H229ZM238 83V82H237ZM246 83V82H245ZM249 83V82H248ZM250 83H252L251 81H250ZM2 84H5V83H2ZM2 84H1V86H2ZM19 84V83H18ZM17 84V85H18ZM29 84V83H28ZM32 84H34V83H32ZM35 84H36V81H35ZM41 84V83H40ZM51 84V83H50ZM60 84V83H59ZM64 84V83H63ZM92 84H93V82H92ZM96 84V83H95ZM94 84V85H95ZM102 84V83H101ZM115 84V83H114ZM123 84V83H122ZM122 84H121V86H122ZM160 84V85H161ZM185 84V83H184ZM197 85L199 84V83H196ZM195 84V85H196ZM241 83H239V85H240ZM243 84V83H242ZM247 84V83H246ZM258 84H261V82L260 83H258ZM7 85V84H6ZM20 85V84H19ZM18 85V86H19ZM23 85V84H22ZM21 85V86H22ZM30 85H31V83H30ZM56 85H58V83H56ZM69 85V84H68ZM71 85V84H70ZM73 85H75V83L73 84ZM81 84H79V85H77V86H80ZM85 85V84H84ZM97 85V84H96ZM98 85H100V84H98ZM113 85V84H112ZM117 85V84H116ZM143 85H144V83H143ZM148 85V84H147ZM205 85V84H204ZM204 85H202L203 87H204ZM218 85V84H217ZM223 85L224 84H222V86H220V87H223ZM230 85H231V83H230ZM238 85V84H237ZM10 86H11V84H10ZM24 86V85H23ZM44 86H45V84H44ZM60 86V85H59ZM82 86V85H81ZM118 86V85H117ZM120 86V85H119ZM124 86V85H123ZM142 86V85H141ZM141 86H140V89H141ZM165 86V87H166ZM174 86V85H173ZM172 86V87H173ZM199 86H201V85H199ZM210 86V85H209ZM241 86V85H240ZM247 86V85H246ZM3 87V86H2ZM28 87V86H27ZM34 87V86H33ZM35 87H36V85H35ZM57 87V86H56ZM76 87V86H75ZM96 89H97V87L96 86H94ZM102 87H104V86H102ZM101 87V88H102ZM109 88H108V90H107V92H108V96L109 97H111L109 100V102H110V105L111 106H113L114 107V104H117L118 103V100H119V98H120V95L122 94H119L118 92L120 91H116V87L114 88V87H111V85H109L108 86ZM147 87V86H146ZM161 86H159V88H160ZM179 87V86H178ZM184 87V86H183ZM185 87H187V86H185ZM194 87V86H193ZM225 87V86H224ZM223 87V88H224ZM233 87V86H232ZM237 87V86H236ZM256 87V86H255ZM257 87H258V85H257ZM263 87H264V85H263ZM1 88V87H0ZM7 88V87H6ZM25 89H26V87H24ZM37 88V87H36ZM43 88H45V87H43ZM42 88V89H43ZM66 88H68V87H66ZM87 88V87H86ZM121 88V87H120ZM125 88H126V86H125ZM129 88V87H128ZM139 88V87H138ZM153 88V87H152ZM170 88H171V86H170ZM174 88H176V87H174ZM182 88V87H181ZM206 88V87H205ZM209 88H211V87H209ZM215 88V87H214ZM213 88V89H214ZM216 88H217V86H216ZM230 88V87H229ZM245 87H243V89H244ZM248 88V87H247ZM259 88V87H258ZM261 88V87H260ZM22 89V88H21ZM68 89H71V88H68ZM83 89H85V88H83ZM89 89V88H88ZM95 89V90H96ZM99 89V88H98ZM103 89V88H102ZM105 89V88H104ZM104 89H103V91H104ZM119 89V88H118ZM122 89H124V88H122ZM122 89H121V91H122ZM148 89V88H147ZM146 89V90H147ZM154 90H156L155 88H153ZM161 89H162V87L160 88V89H158V90H160L161 91ZM203 89V88H202ZM219 89V88H218ZM236 89V88H235ZM238 89V88H237ZM242 89V90H243ZM251 89H253V88H251ZM250 89V90H251ZM256 89V88H255ZM3 90V89H2ZM27 90V89H26ZM29 90V89H28ZM28 90H27V92L26 93H28ZM30 90H31V87H30ZM41 90V89H40ZM45 90H47L46 88H45ZM86 90V89H85ZM84 90V91H85ZM94 90V89H93ZM165 90V89H164ZM189 90V89H188ZM191 90V89H190ZM189 90V91H190ZM204 90V89H203ZM229 90V89H228ZM242 90H240V91H242ZM249 90V89H248ZM264 90V89H263ZM4 91V90H3ZM13 91H14V89H13ZM16 91V90H15ZM19 91V90H18ZM21 91V90H20ZM33 91V90H32ZM34 91H36V89H34ZM53 91V90H52ZM56 91H57V89H56ZM61 91V90H60ZM65 91V90H64ZM63 91V92H64ZM73 91V90H72ZM75 91V90H74ZM83 91V90H82ZM106 91V90H105ZM142 91V90H141ZM166 91V90H165ZM167 91L169 92L170 90H168L167 89ZM192 91V90H191ZM198 90H196V92H197ZM208 91V90H207ZM221 91V90H220ZM233 91V90H232ZM252 92H253V90H251ZM257 91V90H256ZM262 91V90H261ZM1 92V91H0ZM30 92V91H29ZM66 92V91H65ZM64 92V93H65ZM69 92V91H68ZM78 92V91H77ZM101 92V91H100ZM100 92H97V94L98 93H100ZM126 92V91H125ZM135 91H133V93H134ZM139 92V91H138ZM145 92V91H144ZM157 92H159V91H157ZM156 92V93H157ZM175 92H177V89H176V91ZM206 92V91H205ZM214 92V91H213ZM229 92H230V90H229ZM237 92V91H236ZM249 92V91H248ZM3 93V92H2ZM2 93H1V95H2ZM10 93V92H9ZM8 93V94H9ZM42 93H44V92H42ZM50 93H52V92H50ZM55 93V92H54ZM59 93V92H58ZM75 93V92H74ZM73 93V94H74ZM84 93V92H83ZM87 93V92H86ZM90 93V92H89ZM150 92H148V94H149ZM155 93V92H154ZM164 93H166V92H164ZM188 93V92H187ZM194 93V92H193ZM203 93V92H202ZM215 93V92H214ZM234 93H235V91H234ZM243 93V92H242ZM255 93V92H254ZM5 94H7V93H5ZM25 94V93H24ZM34 94H35V92H34ZM38 94V93H37ZM44 94H46V92L44 93ZM48 94V93H47ZM79 94V93H78ZM96 94V93H95ZM143 94V93H142ZM152 94V93H151ZM206 94V93H205ZM208 94H210V93H208ZM222 94V93H221ZM223 94H224V92H223ZM237 94H238V92H237ZM244 94V93H243ZM242 94V95H243ZM246 94V93H245ZM260 94V93H259ZM0 95V96H1ZM17 95H19V94H17ZM32 95V94H31ZM36 95V94H35ZM42 95V94H41ZM77 97H78V95L77 94H75ZM80 95V94H79ZM87 95V94H86ZM102 95H103V93H102ZM101 95V96H102ZM106 95V94H105ZM126 95V94H125ZM143 95H147V94H143ZM165 95V94H164ZM171 95V94H170ZM185 95V94H184ZM196 95V94H195ZM213 95V94H212ZM211 95V96H212ZM219 95V94H218ZM241 95V94H240ZM248 95V94H247ZM4 96V95H3ZM8 96H10V94L9 95H5L4 96V98L5 97H8ZM25 96H26V94H25ZM53 96V95H52ZM62 96V95H61ZM73 96V95H72ZM100 96V95H99ZM123 96V95H122ZM150 96V95H149ZM156 96V95H155ZM194 96V95H193ZM197 96V95H196ZM203 96V95H202ZM210 96V97H211ZM214 96H215V94H214ZM213 96V97H214ZM216 96H217V94H216ZM220 96V95H219ZM218 96V97H219ZM230 96V95H229ZM237 96V95H236ZM260 96V95H259ZM14 97V96H13ZM19 97V96H18ZM37 97H39L38 95H37ZM36 97V98H37ZM45 96H43V98H44ZM47 97V96H46ZM80 97H81V95H80ZM85 97V96H84ZM87 97V96H86ZM140 97V96H139ZM147 97V96H146ZM172 97V96H171ZM175 97V96H174ZM173 97V98H174ZM192 97V96H191ZM195 97V96H194ZM209 97V98H210ZM213 97L211 98V99H213ZM222 97V96H221ZM233 97V96H232ZM241 97V96H240ZM251 97V96H250ZM252 97H253V93H252ZM3 98V97H2ZM3 98V99H4ZM28 98H30V97H28ZM48 98V97H47ZM53 98V97H52ZM62 98V97H61ZM64 98V97H63ZM63 98H62V100H63ZM97 98V97H96ZM137 98V97H136ZM156 98H157V96H156ZM163 98V97H162ZM165 98V97H164ZM183 98V97H182ZM190 98V97H189ZM227 98V97H226ZM237 98V97H236ZM261 98V97H260ZM11 99H13V98H11ZM10 99V100H11ZM17 99V98H16ZM19 99H20V97H19ZM22 99V98H21ZM77 99V98H76ZM75 99V100H76ZM88 98H86V100H87ZM129 99V98H128ZM185 99V98H184ZM219 99H220V97H219ZM225 99V98H224ZM229 99H230V97H229ZM244 99V98H243ZM246 99V98H245ZM252 99V98H251ZM6 100V99H5ZM14 100V99H13ZM30 100H32V98L30 99ZM30 100H28V102L30 101ZM52 100V99H51ZM81 100H83V99H81ZM80 100V101H81ZM99 100V99H98ZM97 100V101H98ZM125 100V99H124ZM159 100V99H158ZM201 100H205V99H201ZM217 100V99H216ZM215 100V101H216ZM235 100V99H234ZM238 100H239V98H238ZM241 100V99H240ZM250 100V99H249ZM256 100V99H255ZM263 100V99H262ZM261 100V101H262ZM26 101V100H25ZM39 101V100H38ZM41 101H43V100H41ZM41 101H39V102H41ZM47 101V100H46ZM54 101V100H53ZM56 101V100H55ZM64 101V100H63ZM74 101V100H73ZM72 101V102H73ZM78 101V100H77ZM137 101V100H136ZM135 101V102H136ZM162 101V100H161ZM164 101V100H163ZM181 101H183L182 99H181ZM181 101H179L180 103H181ZM193 101V100H192ZM191 101V102H192ZM197 101V100H196ZM209 101V100H208ZM215 101H214V103H215ZM221 102H222V100H220ZM226 101V100H225ZM224 101V102H225ZM254 101V100H253ZM15 101H13V103H14ZM20 102V101H19ZM22 102V101H21ZM36 102V101H35ZM38 102V103H39ZM44 102V101H43ZM90 102H92V101H90ZM108 102V101H107ZM122 102V101H121ZM130 102V101H129ZM159 102H160V100H159ZM178 102V103H179ZM185 102V101H184ZM194 102V101H193ZM207 102V101H206ZM205 102V103H206ZM220 102V103H221ZM228 102V101H227ZM230 102V101H229ZM240 102V101H239ZM17 103V102H16ZM16 103H14V104H16ZM31 103V102H30ZM34 103V101L32 102V104ZM37 103V102H36ZM46 103H48V102H46ZM56 103V102H55ZM64 103V102H63ZM67 103V102H66ZM69 103H70V101H69ZM79 103V102H78ZM125 103H126V101H125ZM176 103V102H175ZM179 103V104H180ZM187 103V102H186ZM208 103V102H207ZM210 103V102H209ZM220 103H219V105H220ZM262 103V102H261ZM260 103V104H261ZM1 104V103H0ZM6 104H7V102H6ZM23 104V103H22ZM31 104V105H32ZM41 104V103H40ZM50 103H48V105H49ZM58 104V103H57ZM76 104V103H75ZM75 104H74V106H75ZM81 104V103H80ZM85 104H87L86 103V101H85ZM84 104V105H85ZM122 104H124V103H122ZM121 104V105H122ZM130 104H132V103H130ZM149 104V103H148ZM151 104V103H150ZM156 104V103H155ZM160 105L158 106V107H154L153 108V110H154V112H156V114L158 115V117L160 118V120L168 127V129L170 130V132H171V136L172 137H174V139L175 138H182V136H183V134H182V131H181V127L183 126V124H185V123H187V122H189V117L187 116L188 114L186 113V111H183L181 108H180V106H178V105H176V104H174V101L171 99V100H169V96H168V98L165 100V102L163 103V102H161V103H159ZM189 104V103H188ZM194 104H196V103H194ZM193 104V105H194ZM198 104H202V103H198ZM222 104H223V102H222ZM251 104V103H250ZM256 104V103H255ZM1 105H3V104H1ZM5 105V104H4ZM8 105V104H7ZM6 105V106H7ZM13 105V104H12ZM30 105V104H29ZM35 105V104H34ZM66 105V104H65ZM70 105H72V104H70ZM89 105V104H88ZM102 105V104H101ZM203 105V104H202ZM212 105V104H211ZM224 105V104H223ZM234 105V104H233ZM243 105V104H242ZM248 105V104H247ZM11 106V105H10ZM16 106V105H15ZM42 106V105H41ZM40 106V107H41ZM44 106V108H45V105H43ZM59 106V105H58ZM64 106V105H63ZM69 106V105H68ZM67 106V107H68ZM82 106V105H81ZM92 106V105H91ZM99 106V105H98ZM123 106V105H122ZM133 106V105H132ZM135 106V105H134ZM140 106V105H139ZM144 106V105H143ZM155 106H157V105H155ZM186 106V105H185ZM191 106V105H190ZM221 106V105H220ZM5 107V106H4ZM18 108H21V107H19V106H17ZM57 107V106H56ZM75 107H77V106H75ZM86 107V106H85ZM84 107V108H85ZM96 107V106H95ZM105 107H106V105H105ZM112 107V108H113ZM121 107V106H120ZM120 107H118V112L120 113V111H119V108ZM130 107V106H129ZM142 107V106H141ZM195 107V106H194ZM197 107V106H196ZM205 107V106H204ZM208 107V106H207ZM222 107V106H221ZM1 108V107H0ZM11 108V107H10ZM34 108H36V106H34ZM39 108V107H38ZM46 108H47V106H46ZM50 107H48L47 109H49ZM60 108V107H59ZM92 108H94V107H92ZM102 108V107H101ZM137 108V107H136ZM144 108H147V106L146 107H144ZM206 108V107H205ZM210 108L211 107H209V110H210ZM213 108V107H212ZM211 108V109H212ZM236 108V107H235ZM242 108V107H241ZM240 108V109H241ZM2 109V108H1ZM0 109V110H1ZM31 109H33V107L31 108ZM54 109V108H53ZM66 109V108H65ZM65 109H64V111H65ZM95 109V108H94ZM93 109V110H94ZM100 109V108H99ZM126 109V108H125ZM133 109V108H132ZM138 109V108H137ZM197 109V108H196ZM217 109V108H216ZM222 109V108H221ZM247 109V108H246ZM253 109V108H252ZM251 108H250V110H252ZM5 110V109H4ZM11 110V109H10ZM23 110V109H22ZM28 110V109H27ZM38 110V109H37ZM40 110V109H39ZM50 110V109H49ZM52 110V109H51ZM50 110V111H51ZM54 110H57V109H54ZM54 110H52L53 111V115H55V113H57V112H55ZM60 110V109H59ZM69 110V109H68ZM86 110H87V108H86ZM105 110V109H104ZM123 110V109H122ZM129 110V109H128ZM134 110V109H133ZM207 110V109H206ZM214 110V109H213ZM223 110V109H222ZM226 110V109H225ZM13 111V110H12ZM11 111V112H12ZM24 111V110H23ZM41 111H43L42 109H41ZM60 111H62V110H60ZM71 111H73V110H71ZM108 111H109V109H108ZM130 111V110H129ZM129 111H127L128 113H129ZM165 111V112H164ZM194 111V110H193ZM196 111V110H195ZM194 111V112H195ZM198 111V110H197ZM196 111V112H197ZM201 111V110H200ZM224 111V110H223ZM227 111V110H226ZM225 111V112H226ZM241 111V110H240ZM0 112H3V111H0ZM6 112H8V111H6ZM14 112V111H13ZM22 112V111H21ZM26 112V111H25ZM24 112V113H25ZM45 112H47L46 110H45ZM49 112V111H48ZM66 112V111H65ZM95 112H97V111H95ZM122 112H124V111H122ZM135 112V111H134ZM142 112V111H141ZM148 112V111H147ZM193 112V113H194ZM195 112V113H196ZM222 112V111H221ZM247 112V111H246ZM254 112V111H253ZM256 112V111H255ZM3 113H5V112H3ZM10 113V112H9ZM18 113V112H17ZM28 113H29V111H28ZM33 113H34V111H33ZM41 113V112H40ZM52 113V112H51ZM73 113V112H72ZM77 113V112H76ZM88 113V112H87ZM101 113V112H100ZM106 113V112H105ZM114 113V112H113ZM112 113V114H113ZM125 113V112H124ZM133 113V112H132ZM191 113V112H190ZM199 113V112H198ZM213 113V112H212ZM222 113H224V112H222ZM237 113V112H236ZM263 113V112H262ZM30 114V113H29ZM59 114V113H58ZM98 114V113H97ZM123 114V113H122ZM131 114V113H130ZM142 114V113H141ZM140 114V115H141ZM145 114V113H144ZM155 114V115H156ZM201 114V113H200ZM221 114V113H220ZM245 114V113H244ZM251 114V113H250ZM257 114H259V113H257ZM15 115V114H14ZM13 115V116H14ZM17 115V114H16ZM22 115V114H21ZM33 115H35V114H33ZM31 116L32 117V119H33V117L34 116ZM49 115V114H48ZM94 115V114H93ZM125 115H127V114H125ZM138 115V114H137ZM148 115V114H147ZM149 115H150V113H149ZM154 115V116H155ZM228 115V114H227ZM230 115H232V114H230ZM262 115V114H261ZM4 116V115H3ZM11 116V115H10ZM27 117H28V115H26ZM36 116V115H35ZM40 116H41V114H40ZM45 116V115H44ZM46 116H47V114H46ZM50 116V115H49ZM56 116H57V114H56ZM80 116H81V114H80ZM86 116H88V115H86ZM102 116H103V113H102ZM117 116V115H116ZM132 116H134V115H132L131 114V117ZM152 116V115H151ZM151 116H149V117H151ZM191 116V115H190ZM207 117H208V115H206ZM224 116V115H223ZM222 116V117H223ZM241 116H242V114H241ZM257 116V115H256ZM5 117V116H4ZM9 117V116H8ZM16 117V116H15ZM25 117V116H24ZM39 117V116H38ZM48 117V116H47ZM60 117V116H59ZM69 117H71V116H69ZM72 117H74V116H72ZM101 117V116H100ZM100 117H99V119H100ZM138 117H140V116H138ZM138 117L136 118V117H134V118H136V119H138ZM142 117V116H141ZM193 117V116H192ZM206 117V119H208ZM212 117V116H211ZM239 117V116H238ZM243 117V116H242ZM246 117V116H245ZM258 117H260V116H258ZM262 117H264V116H262ZM21 118V117H20ZM52 118H53V116H52ZM93 118H94V116H93ZM110 118V117H109ZM133 118V119H134ZM217 118V117H216ZM233 118V117H232ZM231 118V119H232ZM250 118V117H249ZM254 118V117H253ZM2 119H3V117H2ZM9 119H10V117H9ZM16 119V118H15ZM14 119V120H15ZM22 119H23V117H22ZM25 119V118H24ZM31 119V118H30ZM30 119H28V120H30ZM39 119H40V117H39ZM49 119V118H48ZM58 118H56V120H57ZM79 119V118H78ZM77 119V120H78ZM128 119V118H127ZM136 119H134V120H136ZM142 119V118H141ZM147 119V118H146ZM153 119V118H152ZM210 119V118H209ZM208 119V120H209ZM218 119V118H217ZM216 119V120H217ZM228 119V118H227ZM244 119V118H243ZM263 119V118H262ZM17 120V119H16ZM36 120H37V117H36ZM41 120V119H40ZM43 120V119H42ZM108 120H112V119H108ZM117 120H118V118H117ZM116 120V121H117ZM133 120V121H134ZM151 120V119H150ZM149 120V121H150ZM198 120V119H197ZM215 120V118H214V121H216ZM219 120V119H218ZM230 120V119H229ZM234 120V119H233ZM233 120H231V122H233ZM239 120V119H238ZM237 120V121H238ZM256 120V119H255ZM21 121V120H20ZM51 121H54V120H51ZM67 121V120H66ZM72 121V120H71ZM74 121V120H73ZM102 121V120H101ZM104 121V120H103ZM142 122H143V120H141ZM158 121V120H157ZM226 121H228V120H226ZM247 121V120H246ZM249 121V120H248ZM247 121V122H248ZM10 122V121H9ZM16 122V121H15ZM19 122V121H18ZM44 122H45V119H44ZM62 122H64V121H62ZM61 122V123H62ZM69 122V121H68ZM80 122V121H79ZM105 122V121H104ZM108 122V121H107ZM110 122V121H109ZM121 122V121H120ZM125 122V121H124ZM150 122H152V121H150ZM161 122V123H162ZM191 122H192V120H191ZM191 122L190 123H188L189 125H191ZM221 122V121H220ZM242 122V121H241ZM250 122V121H249ZM255 122V121H254ZM21 123V122H20ZM34 123V122H33ZM41 123V122H40ZM46 123V122H45ZM54 123V122H53ZM70 123V122H69ZM72 123V122H71ZM70 123V124H71ZM76 123V122H75ZM112 123V122H111ZM110 123V124H111ZM128 123H130V122H128ZM133 123H135V122H133ZM152 123H154V121L152 122ZM162 123V124H163ZM200 123V122H199ZM198 123V124H199ZM211 122H209V126L211 125L210 124ZM1 124V123H0ZM26 124V123H25ZM28 124V123H27ZM36 124H38V123H36ZM48 125H51V124H49V123H47ZM54 124H57V123H54ZM54 124H52L53 125V127L55 126ZM121 124V123H120ZM119 124V125H120ZM137 124V123H136ZM147 124V123H146ZM161 124V125H162ZM212 124H214V123H212ZM216 124H218L217 122H216ZM228 124V123H227ZM231 124V123H230ZM257 124V123H256ZM260 124H262V123H260ZM8 125V124H7ZM12 125V124H11ZM19 125V124H18ZM64 125V124H63ZM74 125V124H73ZM77 125H80L79 123H77ZM76 125V126H77ZM84 125V124H83ZM94 125V124H93ZM108 125V124H107ZM145 125V124H144ZM155 125H157V124H155ZM164 125V126H165ZM187 125V124H186ZM253 125V124H252ZM1 126V125H0ZM3 126V125H2ZM14 126V125H13ZM25 126V125H24ZM23 126V127H24ZM30 126V125H29ZM40 126V125H39ZM58 126V125H57ZM60 126V125H59ZM58 126V127H59ZM62 126V125H61ZM81 126V125H80ZM79 126V127H80ZM117 126V125H116ZM127 126V125H126ZM140 126V125H139ZM154 126V125H153ZM163 126V127H164ZM188 126V125H187ZM224 126V125H223ZM239 126V125H238ZM244 126V125H243ZM10 127V126H9ZM23 127H21V128H23ZM26 127V126H25ZM24 127V128H25ZM33 127V126H32ZM37 127V126H36ZM46 127V126H45ZM52 127V128H53ZM58 127H57V129H58ZM74 127V126H73ZM86 127V126H85ZM104 127V126H103ZM106 127V126H105ZM134 127V126H133ZM160 127V126H159ZM204 127H206V126H204ZM212 127V126H211ZM214 127V126H213ZM216 127V126H215ZM214 127V128H215ZM221 127V126H220ZM228 127H230V126H228ZM254 127V126H253ZM256 127V126H255ZM259 127H260V125H259ZM258 127V128H259ZM4 128V127H3ZM16 128H17V126H16ZM20 128V129H21ZM24 128H23V131H25L24 130ZM42 128V127H41ZM51 128V127H50ZM50 128H48V129H50ZM62 128V127H61ZM70 128V127H69ZM107 128V127H106ZM109 128H111V127H109ZM109 128H107V129H109ZM113 128V127H112ZM118 128V127H117ZM128 128V127H127ZM149 128V127H148ZM147 128V129H148ZM208 128V127H207ZM219 128V127H218ZM226 128V127H225ZM243 128H246V127H243ZM26 129V128H25ZM27 129H29V128H27ZM34 129H36V128H34ZM54 129H56V127L54 128ZM63 129H64V126H63ZM79 129V128H78ZM116 129V128H115ZM121 129V128H120ZM133 129H135V128H133ZM138 129V128H137ZM144 129V128H143ZM155 129V128H154ZM158 129V128H157ZM184 129V128H183ZM194 129H195V127H194ZM209 129V128H208ZM208 129H204V130H208ZM234 129V128H233ZM236 129V128H235ZM240 129V128H239ZM260 129V128H259ZM6 130V129H5ZM16 130V129H15ZM41 130V129H40ZM39 130V131H40ZM43 130V129H42ZM52 130V129H51ZM58 130H60V129H58ZM68 130V129H67ZM70 130V129H69ZM74 130V129H73ZM80 130V129H79ZM82 130H83V128H82ZM118 130V129H117ZM136 130V129H135ZM140 129H138V131H139ZM151 130V129H150ZM162 130H164V129H162ZM188 129H186V131H187ZM203 130V131H204ZM213 130V129H212ZM215 130V129H214ZM227 130V129H226ZM249 130V129H248ZM258 130V129H257ZM21 131V130H20ZM28 131V130H27ZM29 131H30V129H29ZM56 131V130H55ZM63 131V130H62ZM85 131H87L86 129H85ZM97 131H98V129H97ZM106 131V130H105ZM119 131V130H118ZM134 131V130H133ZM132 131V132H133ZM142 131V130H141ZM158 131V130H157ZM159 131H160V129H159ZM196 131V130H195ZM202 131V132H203ZM220 130H218V132H219ZM246 131V130H245ZM255 131V130H254ZM12 132V131H11ZM31 132H32V130H31ZM42 132H44V130L42 131ZM47 132V131H46ZM66 133H68L67 131H65ZM71 132H73V131H71ZM99 132V131H98ZM103 132H104V130H103ZM135 132V131H134ZM165 132V131H164ZM191 132V131H190ZM240 132V131H239ZM244 132V131H243ZM263 132V131H262ZM4 134H2V135H5V132H3ZM17 133V132H16ZM33 133V132H32ZM31 133V134H32ZM37 133V132H36ZM41 133V132H40ZM57 133V132H56ZM61 133V132H60ZM76 133V132H75ZM79 133V132H78ZM92 133V132H91ZM90 133V134H91ZM94 133V132H93ZM92 133V134H93ZM118 133V132H117ZM138 133V132H137ZM142 133V132H141ZM153 133H156V132H154L153 131ZM158 133V132H157ZM156 133V134H157ZM163 132H161V134H162ZM197 133V132H196ZM252 133V132H251ZM8 134H9V132H8ZM12 134V133H11ZM13 134H15V132L13 131ZM34 134V133H33ZM39 134V133H38ZM38 134H35V135H38ZM46 134V133H45ZM47 134L49 135V133L47 132ZM58 134H59V131H58ZM57 134V136H59L60 137V135H58ZM68 134H70V132L68 133ZM105 134H107V133H105ZM109 134V133H108ZM107 134V135H108ZM133 134V133H132ZM131 134V135H132ZM142 134H144V133H142ZM152 134V133H151ZM184 134H186V133H184ZM209 134V133H208ZM208 134H207V136H208ZM256 134V133H255ZM25 134H23V136H24ZM27 135V134H26ZM41 135V134H40ZM64 135H66V134H64ZM112 135V134H111ZM123 135V134H122ZM130 135V134H129ZM128 135V133L126 132V134L124 135V137L126 136V139H125V141L123 142V144H122V146L124 147V149L125 148H128V145H129V143L130 142H128L129 140V138L131 137V136H129ZM138 135V134H137ZM150 135V134H149ZM153 135V134H152ZM187 135V134H186ZM197 135V134H196ZM195 135V136H196ZM244 135V134H243ZM242 135V136H243ZM10 136V135H9ZM23 136H22V138H23ZM30 136V135H29ZM28 135H27V137H29ZM44 136V135H43ZM46 136V135H45ZM68 136V135H67ZM66 136V137H67ZM73 136V135H72ZM75 136V135H74ZM73 136V137H74ZM93 136V135H92ZM109 136V135H108ZM121 136V135H120ZM141 136V135H140ZM166 136V135H165ZM191 136V135H190ZM194 136V138H197V137H195ZM228 136H230V135H228ZM238 136V135H237ZM248 136V135H247ZM262 136H264L263 134H262ZM7 137H8V135H7ZM17 137H18V135H17ZM30 137H33V136H30ZM36 137V136H35ZM39 137V136H38ZM51 137V136H50ZM58 137V138H59ZM61 137H62V135H61ZM65 137V136H64ZM97 137V136H96ZM111 137V136H110ZM117 137V136H116ZM121 137H123V136H121ZM142 137V136H141ZM199 137H200V135H199ZM216 137H219L218 135L216 136ZM11 138V137H10ZM42 138H44V137H42ZM49 138V137H48ZM57 138V139H58ZM71 138V137H70ZM79 138V137H78ZM87 138H89V137H87ZM109 138V137H108ZM107 138V139H108ZM135 138H139L140 139V137L138 136V137H136L135 136ZM156 138V137H155ZM169 138V137H168ZM213 138H214V135H213ZM222 138V137H221ZM262 138V137H261ZM12 139V138H11ZM18 139V138H17ZM38 138L36 137V140H37ZM56 139V140H57ZM67 139H69V136L67 137ZM85 139V138H84ZM132 139V138H131ZM138 139V140H139ZM146 139V138H145ZM148 139V138H147ZM171 139V138H170ZM173 139V140H174ZM186 139V138H185ZM208 139H209V136H208ZM227 139V138H226ZM225 139V140H226ZM230 139V138H229ZM260 139V138H259ZM8 140H10V139H8ZM35 140V139H34ZM33 140V141H34ZM35 140V141H36ZM54 140V139H53ZM65 140V139H64ZM71 140V139H70ZM73 140V139H72ZM90 140V139H89ZM115 140V139H114ZM117 140V139H116ZM115 140V141H116ZM123 139H121V141H122ZM188 140V139H187ZM195 140V139H194ZM203 140V139H202ZM214 140V139H213ZM212 140V141H213ZM236 140V139H235ZM243 140V139H242ZM6 141V140H5ZM19 141V140H18ZM21 142H22V140H20ZM19 141V142H20ZM27 141V140H26ZM46 141V140H45ZM44 141V142H45ZM85 141V140H84ZM87 141V140H86ZM140 141V140H139ZM139 141H138V143H139ZM150 141V140H149ZM151 141H152V139H151ZM154 141H155V139H154ZM177 141V140H176ZM207 141V140H206ZM205 141V142H206ZM230 141V140H229ZM256 141H258V140H256ZM2 142V141H1ZM9 142V141H8ZM18 142V144H20ZM47 142V141H46ZM53 142V141H52ZM59 142V141H58ZM63 141L61 140V142L60 143H62ZM100 142V141H99ZM102 142L105 144V145H107V143H106V140L102 137ZM135 142V141H134ZM144 142V141H143ZM159 142V141H158ZM165 142V141H164ZM182 142V141H181ZM211 142V141H210ZM226 142H228L227 140H226ZM260 142V141H259ZM7 143V142H6ZM60 143H58V144H60ZM66 143V142H65ZM75 143V142H74ZM78 143V142H77ZM103 143H102V145H103ZM146 143V142H145ZM150 143H152L153 144V142H150ZM171 143V142H170ZM183 143V142H182ZM182 143H180L181 145H182ZM198 143V142H197ZM201 143V142H200ZM213 143V142H212ZM211 143V144H212ZM215 143V142H214ZM238 143V142H237ZM255 143V142H254ZM262 143V142H261ZM25 144V143H24ZM48 144V143H47ZM56 144V143H55ZM57 144V145H58ZM69 144H70V141H69ZM118 143H116V145H117ZM141 144V143H140ZM184 144V143H183ZM188 144V143H187ZM190 144V143H189ZM202 144V143H201ZM217 144H218V142H217ZM228 144V143H227ZM241 144H243V143H241ZM245 144V143H244ZM3 145V144H2ZM28 145V144H27ZM42 145V144H41ZM90 145V144H89ZM110 145H111V143H110ZM143 145V144H142ZM147 145H149V144H146V146ZM154 145V144H153ZM165 145V144H164ZM163 145V146H164ZM228 145H230V144H228ZM263 145V144H262ZM8 146V145H7ZM19 146V145H18ZM21 146V145H20ZM19 146V147H20ZM29 146H31V145H29ZM35 146V145H34ZM48 146H49V144H48ZM59 146V145H58ZM58 146L56 147V148H58ZM66 146H68L69 147V145L68 144H66ZM70 146H74V145H71L70 144ZM114 146V145H113ZM112 146V147H113ZM144 146V145H143ZM142 146V147H143ZM152 146V145H151ZM189 146V145H188ZM201 146V145H200ZM211 146V145H210ZM210 146L209 145H205V146H203V147H201V148H199V151H198V156L196 155V154H194V155H196L195 157H189V156H184V162H185V164L188 166V168L191 170V172L193 171V173L195 174V176H196V181L198 182V183H203V180H205V179H207V178H210V177H213V174H212V172H211V169L208 167L209 165L207 164V161H208V159H210L209 158V153H210V151L212 150V149H210ZM219 145H217V147H218ZM243 146V145H242ZM245 146V145H244ZM0 147H2V146H0ZM14 147V146H13ZM32 147V146H31ZM37 147H38V144H37ZM40 147V146H39ZM62 146H60V148H61ZM79 147V146H78ZM82 147H83V145H82ZM88 147V146H87ZM90 147V146H89ZM149 147V146H148ZM155 147V146H154ZM153 147V148H154ZM168 147V146H167ZM184 147V146H183ZM24 148V147H23ZM27 148V147H26ZM51 148H53V147H51ZM76 148V147H75ZM118 148V147H117ZM120 148V147H119ZM131 149H132V147H130ZM176 148V147H175ZM211 148H214V147H211ZM242 148V147H241ZM261 148V147H260ZM12 149V148H11ZM15 149V148H14ZM22 149V148H21ZM67 149V148H66ZM69 149V148H68ZM87 149V148H86ZM111 149V148H110ZM115 149V148H114ZM121 149V148H120ZM129 149V148H128ZM140 149H142V148H140ZM159 149H161V148H159ZM158 149V150H159ZM164 149V148H163ZM167 149V148H166ZM172 149H174V147L172 148ZM229 149H231V147L229 148ZM238 149V148H237ZM262 149V148H261ZM260 149V150H261ZM1 150V149H0ZM23 150V149H22ZM70 150V149H69ZM74 150V149H73ZM89 150V149H88ZM87 150V151H88ZM123 150V149H122ZM130 150V149H129ZM133 150V149H132ZM139 150V149H138ZM153 150V149H152ZM180 149H178V151H179ZM185 150V149H184ZM194 150V149H193ZM255 150H256V148H255ZM24 151H25V149H24ZM39 151H40V149H39ZM59 151V150H58ZM62 151V150H61ZM80 151H82V150H80ZM102 151V150H101ZM117 151H118V149H117ZM148 151V150H147ZM165 151V150H164ZM163 151V152H164ZM197 151V150H196ZM213 151H215V150H213ZM220 151V150H219ZM218 151V152H219ZM234 151V150H233ZM241 151H243V153H244V155H248L249 154V152L248 151H246V150H244V149H242ZM262 151V150H261ZM26 152V151H25ZM30 152H31V150H30ZM45 152V151H44ZM47 152V151H46ZM63 152V151H62ZM110 152H112V151H110ZM119 152V151H118ZM122 152V151H121ZM155 152V151H154ZM157 152V151H156ZM159 152V151H158ZM166 152V151H165ZM168 152V151H167ZM175 152V151H174ZM180 152V151H179ZM217 152V151H216ZM238 152V151H237ZM253 152V151H252ZM2 153H3V151H2ZM14 153H16L15 151H14ZM19 153V152H18ZM32 153V152H31ZM52 153V152H51ZM54 153H55V150H54ZM57 153V152H56ZM55 153V154H56ZM59 153V152H58ZM68 153V152H67ZM82 153V152H81ZM87 153H89V152H87ZM113 153H115V152H113ZM112 153V154H113ZM139 153V152H138ZM149 153V152H148ZM152 153H153V151H152ZM178 153V152H177ZM181 153H183V151L181 152ZM185 153H187V152H185ZM194 153V152H193ZM196 153V152H195ZM234 153V152H233ZM256 153V152H255ZM261 153V152H260ZM259 153V154H260ZM10 154V153H9ZM23 154H24V152H23ZM39 154V153H38ZM45 153H43L42 155H44ZM53 154V153H52ZM61 154V153H60ZM70 154V153H69ZM79 154V153H78ZM86 154V153H85ZM85 154H84V156H85ZM91 154V153H90ZM89 154V155H90ZM109 154V153H108ZM116 154V153H115ZM114 154V155H115ZM119 155H120V153H118ZM151 154V153H150ZM149 154V155H150ZM166 154H169V153H166ZM188 154H189V152H188ZM216 154H218V153H216ZM241 154V153H240ZM1 155H3V154H1ZM7 155V154H6ZM15 155V154H14ZM34 155V154H33ZM74 156H75V154H73ZM93 155V154H92ZM129 155V157H130V153L128 154ZM137 155V154H136ZM153 155V154H152ZM156 155V154H155ZM161 155V154H160ZM165 155V154H164ZM180 155V154H179ZM191 155H192V153H191ZM190 155V156H191ZM234 155V154H233ZM13 156V155H12ZM58 156H60V155H58ZM67 156H68V154H67ZM72 156V155H71ZM108 156V155H107ZM118 156V155H117ZM125 156V155H124ZM138 156H141V155H138ZM148 156V155H147ZM178 156V155H177ZM218 156V155H217ZM222 156V155H221ZM231 156V155H230ZM243 156V155H242ZM241 156V157H242ZM260 156V155H259ZM2 157V156H1ZM7 157V156H6ZM15 158L17 157V156H14ZM35 157V156H34ZM37 157V156H36ZM40 157V156H39ZM42 157V156H41ZM43 157H45V156H43ZM77 157H79V156H77ZM81 157H83V156H81ZM86 157V156H85ZM100 157V156H99ZM105 157V156H104ZM112 157V156H111ZM120 157H122L121 155H120ZM135 157H137V156H135ZM159 157V156H158ZM161 157V156H160ZM171 158H172V156H170ZM170 157H167V159L168 158H170ZM176 157V156H175ZM215 157V156H214ZM233 157V156H232ZM237 157V156H236ZM261 157V156H260ZM12 157H10V160H12L11 159ZM30 158V157H29ZM45 158H47V157H45ZM51 158H52V156H51ZM61 158V157H60ZM74 158V160H76L75 159V157H73ZM87 158V157H86ZM101 158V157H100ZM100 158L98 159L99 161H100ZM113 158V157H112ZM118 158V157H117ZM141 158V157H140ZM144 158V157H143ZM152 158V157H151ZM165 158H166V156H165ZM174 158V157H173ZM199 158V159H198ZM217 158V157H216ZM222 158H224V157H222ZM249 158V157H248ZM256 158H258V156L256 157ZM33 159V158H32ZM42 159V158H41ZM57 159V158H56ZM56 159H54V160H56ZM58 159H59V157H58ZM85 159V158H84ZM127 159V158H126ZM134 159V158H133ZM138 159V158H137ZM155 159V158H154ZM182 159V158H181ZM242 159V158H241ZM252 159V158H251ZM26 160V159H25ZM31 160V159H30ZM29 160V161H30ZM44 160V159H43ZM46 160H48V159H46ZM52 160V159H51ZM61 160H63L62 158H61ZM124 160V159H123ZM159 160V159H158ZM157 160V161H158ZM162 160V159H161ZM163 160H164V157H163ZM166 160V159H165ZM230 159L228 158V161H229ZM244 160H246V159H244ZM253 160V159H252ZM255 160V159H254ZM259 160V159H258ZM16 160H14V161H12V163L14 164V162H15ZM39 161V160H38ZM78 161V160H77ZM81 161V160H80ZM94 161V160H93ZM131 161V160H130ZM144 161V160H143ZM168 161V160H167ZM170 161H172V160H170ZM169 161V162H170ZM175 161V160H174ZM236 161V160H235ZM7 162V161H6ZM41 162V161H40ZM46 162V161H45ZM52 162V161H51ZM54 162V161H53ZM66 162V161H65ZM72 162V161H71ZM83 162H84V160H83ZM120 162V161H119ZM124 162V161H123ZM140 162V161H139ZM138 162V163H139ZM147 162V161H146ZM160 161H158V163H159ZM177 162V161H176ZM209 162V161H208ZM210 162H212L211 160H210ZM231 162H232V160H231ZM231 162H229V163H231ZM241 162V161H240ZM249 162V161H248ZM255 162V161H254ZM262 162V161H261ZM50 163V162H49ZM48 163V164H49ZM142 163V162H141ZM145 163V162H144ZM148 163V162H147ZM155 163H156V160H155ZM237 163V162H236ZM252 163V162H251ZM9 164V163H8ZM18 164V163H17ZM31 164V163H30ZM29 164V165H30ZM33 164V163H32ZM40 164V163H39ZM45 164V163H44ZM61 164V163H60ZM63 164V163H62ZM85 164V163H84ZM86 164H87V162H86ZM85 164V165H86ZM100 164V163H99ZM111 164V163H110ZM120 164V163H119ZM123 164V163H122ZM125 164V163H124ZM130 164V163H129ZM164 164V163H163ZM168 164V163H167ZM218 164V163H217ZM241 164V163H240ZM248 164V163H247ZM7 165V164H6ZM10 165H12V164H10ZM26 165V164H25ZM24 165V166H25ZM29 165H27V166H29ZM42 165V164H41ZM68 165V164H67ZM73 165V164H72ZM83 165V164H82ZM88 165V164H87ZM109 165V164H108ZM107 165V166H108ZM126 165V164H125ZM132 165V164H131ZM160 165V164H159ZM165 165V164H164ZM171 165H173V164H171ZM170 165V166H171ZM176 165H178V163L176 164ZM222 165V164H221ZM230 165V164H229ZM260 165V164H259ZM17 166V165H16ZM15 166V167H16ZM32 166V165H31ZM44 166V165H43ZM49 166V165H48ZM56 166V165H55ZM65 166V165H64ZM63 166V167H64ZM113 166V165H112ZM141 166H143V165H141ZM140 166V167H141ZM156 166H157V164H156ZM163 166V165H162ZM183 165H181V167H182ZM213 166V165H212ZM225 166V165H224ZM233 166H235L234 164H233ZM240 166V165H239ZM247 166V165H246ZM262 166V165H261ZM4 167V166H3ZM2 167V168H3ZM14 167V168H15ZM26 167V166H25ZM35 167H36V165H35ZM49 167H51V166H49ZM59 167V166H58ZM66 167V166H65ZM79 168L81 167L80 165L78 166ZM96 167V166H95ZM134 167V166H133ZM144 167V166H143ZM145 167H147L146 165H145ZM169 167V166H168ZM176 167V166H175ZM178 167H180V166H178ZM220 167V166H219ZM231 167V166H230ZM11 168V167H10ZM9 168V169H10ZM13 168V167H12ZM17 168V167H16ZM53 168H55V167H53ZM61 168V167H60ZM74 168V167H73ZM89 168V167H88ZM93 168V167H92ZM101 167H99V169H100ZM110 168V167H109ZM119 168V167H118ZM129 168V167H128ZM142 168V167H141ZM148 168V167H147ZM152 168V167H151ZM166 168V167H165ZM170 168V167H169ZM172 168H173V166H172ZM215 168H217V167H215ZM236 168V167H235ZM255 168V167H254ZM28 169H30V168H28ZM28 169H26L27 171H29ZM32 169V168H31ZM59 169V168H58ZM72 169V168H71ZM76 169V168H75ZM82 169V168H81ZM95 169V168H94ZM93 169V170H94ZM108 169V168H107ZM111 169V168H110ZM124 169V168H123ZM131 169V168H130ZM168 169V168H167ZM166 169V170H167ZM178 169V168H177ZM225 169V168H224ZM33 170V169H32ZM40 170V169H39ZM46 170H47V172L49 171L47 168H46ZM66 170V169H65ZM74 170V169H73ZM79 170V169H78ZM78 170H77V172H78ZM83 170V169H82ZM85 170V169H84ZM97 170V169H96ZM95 170V171H96ZM103 170V169H102ZM106 170V169H105ZM112 170V169H111ZM134 170V169H133ZM151 170V169H150ZM162 170V169H161ZM170 170V169H169ZM174 170H175V168H174ZM223 170V169H222ZM221 170V171H222ZM226 170H228V168L226 169ZM233 170V169H232ZM243 170V169H242ZM8 171H10V170H8ZM63 171V170H62ZM80 171V170H79ZM94 171V172H95ZM101 171V170H100ZM104 171V170H103ZM146 171V170H145ZM149 171V170H148ZM173 170H171V172H172ZM177 171V170H176ZM175 171V172H176ZM215 171V170H214ZM213 171V172H214ZM220 171V172H221ZM224 171V170H223ZM12 172V171H11ZM10 172V173H11ZM33 172H35V171H33ZM39 172V171H38ZM38 172L36 173V175L38 174ZM50 172V171H49ZM52 172V171H51ZM55 172H56V170H55ZM61 172V171H60ZM81 172H83V171H81ZM107 172V171H106ZM134 172V171H133ZM152 172V171H151ZM158 172V171H157ZM163 172H165V171H163ZM183 172V171H182ZM236 172V171H235ZM17 173V172H16ZM70 173V172H69ZM72 173H74V172H72ZM80 173V172H79ZM93 173V172H92ZM99 173V172H98ZM108 173V172H107ZM113 173V172H112ZM140 173V172H139ZM144 173V172H143ZM165 173H167V171L165 172ZM169 173H170V171H169ZM174 173V172H173ZM177 173V172H176ZM216 173V172H215ZM232 173H234V172H232ZM232 173H230V174H232ZM20 174V173H19ZM24 174V173H23ZM44 174V173H43ZM49 174V173H48ZM58 174H59V172H58ZM71 174V173H70ZM77 174V173H76ZM109 174V173H108ZM145 174V173H144ZM179 174V173H178ZM182 174V173H181ZM185 174V173H184ZM242 174V173H241ZM9 175V174H8ZM13 175H14V173H13ZM28 175H30V174H28ZM40 175V174H39ZM42 175V174H41ZM61 175V174H60ZM63 175V174H62ZM89 175V174H88ZM96 175V174H95ZM98 175V174H97ZM130 175V174H129ZM140 175V174H139ZM158 175V174H157ZM168 175V174H167ZM218 175V174H217ZM222 175V174H221ZM229 175V174H228ZM262 175H264V174H262ZM19 176V175H18ZM43 176V175H42ZM55 176H56V173H55ZM74 176H76V175H74ZM73 176V177H74ZM83 176H84V174H83ZM82 176V177H83ZM86 176H87V174H86ZM85 176V177H86ZM90 176V175H89ZM101 176H102V174H101ZM141 176V175H140ZM163 176V175H162ZM171 176V175H170ZM169 176V177H170ZM175 176H176V174H175ZM187 176H188V174H187ZM194 176V177H195ZM224 176V175H223ZM259 176V175H258ZM52 177V176H51ZM59 177V176H58ZM62 177V176H61ZM81 177V176H80ZM99 177V176H98ZM105 177V176H104ZM109 177H111V176H109ZM150 177V175L148 176V178ZM154 177V176H153ZM157 177V176H156ZM168 177V176H167ZM217 177V176H216ZM215 177V178H216ZM233 177V176H232ZM237 177H238V175H237ZM251 177V176H250ZM254 177V176H253ZM252 177V178H253ZM19 178V177H18ZM17 178V179H18ZM27 178V177H26ZM25 178V179H26ZM38 178H39V176H38ZM44 178H45V176H44ZM72 178V177H71ZM71 178H70V180H71ZM88 178V177H87ZM90 178V177H89ZM123 178V177H122ZM145 178V176L143 177V179ZM147 178V177H146ZM148 178H147V180H148ZM162 178V177H161ZM175 178V177H174ZM180 178H183V177H180ZM179 178V179H180ZM187 178H189V176L187 177ZM224 178V177H223ZM254 178H256V177H254ZM19 179H21V178H19ZM27 179H30V178H27ZM66 179V178H65ZM69 179V178H68ZM74 179H76V178H74ZM83 179H85L84 177H83ZM82 179V180H83ZM101 179V178H100ZM102 179H103V177H102ZM125 179H126V177H125ZM142 179V178H141ZM160 179V178H159ZM162 179H164V178H162ZM172 179V178H171ZM217 179V178H216ZM215 179V181H217ZM250 179V178H249ZM35 180H37V179H35ZM57 180H58V178H57ZM79 180V179H78ZM77 180V181H78ZM86 180V179H85ZM92 180V179H91ZM124 180V179H123ZM145 180V179H144ZM187 180H189V179H187ZM230 180V179H229ZM233 180V179H232ZM231 180V181H232ZM235 180H236V177H235ZM247 180V179H246ZM263 180V179H262ZM261 180V181H262ZM29 181V180H28ZM60 181H61V179H60ZM67 181V180H66ZM71 181H73V180H71ZM70 181V182H71ZM75 181V180H74ZM81 181V180H80ZM87 181V180H86ZM128 181V180H127ZM167 181V180H166ZM166 181H164V182H166ZM172 181V180H171ZM211 181H212V178H211ZM4 182V181H3ZM14 182H16V181H14ZM19 182V181H18ZM34 182V181H33ZM79 182V181H78ZM89 182V181H88ZM92 182V181H91ZM105 182V181H104ZM128 182H131V181H128ZM149 182V181H148ZM163 182V183H164ZM184 182V181H183ZM182 182V183H183ZM187 182V181H186ZM220 182V181H219ZM226 182V181H225ZM233 182V181H232ZM236 182V181H235ZM235 182H233V183H235ZM17 183V182H16ZM21 183V182H20ZM24 183V182H23ZM32 183V182H31ZM31 183L29 184L30 186H31ZM90 183V182H89ZM107 183H110L109 181L108 182H106V184ZM146 183V182H145ZM144 183V184H145ZM162 183V182H161ZM167 183V182H166ZM171 183V182H170ZM192 183H194L193 181H192ZM191 183V184H192ZM237 183V182H236ZM239 183V182H238ZM249 183V182H248ZM13 184H15V183H13ZM12 184V185H13ZM61 184V183H60ZM79 184V183H78ZM86 184H87V182H86ZM104 184V183H103ZM116 184V183H115ZM122 184V183H121ZM149 184V183H148ZM165 184V183H164ZM163 184V185H164ZM185 184V183H184ZM231 184V183H230ZM242 184V182L240 183V185ZM18 185V184H17ZM21 185V184H20ZM19 185V186H20ZM39 185H41V184H39ZM53 185H54V183H53ZM84 185H85V183H84ZM92 185V184H91ZM123 185V184H122ZM127 185V184H126ZM147 185V184H146ZM152 185V184H151ZM159 186H163V185H161V184H158ZM166 185V184H165ZM176 185V184H175ZM180 185V184H179ZM193 185V184H192ZM204 185H206V184H204ZM238 185V184H237ZM255 185H256V183H255ZM263 186H264V184H262ZM2 186V185H1ZM4 186V185H3ZM8 187H10V185H7ZM13 186H15V188H16V185H13ZM18 186V187H19ZM22 186V185H21ZM38 186V185H37ZM42 186V185H41ZM45 186V185H44ZM57 186V185H56ZM60 186H63V185H60ZM68 186V185H67ZM74 186V185H73ZM186 186V185H185ZM252 186H254V185H252ZM25 187V186H24ZM23 187V188H24ZM53 186L51 185V188H52ZM55 187V186H54ZM64 187V186H63ZM62 187V188H63ZM69 187H71V185L69 186ZM89 187V186H88ZM99 187V186H98ZM110 187H113V186H110ZM157 187V186H156ZM164 187V186H163ZM166 187V186H165ZM191 187V186H190ZM209 186L207 185V188H208ZM230 187V186H229ZM241 187V186H240ZM3 188V187H2ZM1 188V189H2ZM15 188H13V190L15 189ZM32 188V187H31ZM44 188V187H43ZM43 188L41 187V189L43 190ZM66 187H64V189H65ZM73 188V187H72ZM86 188V187H85ZM92 188V187H91ZM127 188V187H126ZM199 188V187H198ZM197 188V189H198ZM231 188V187H230ZM244 188V187H243ZM251 188V187H250ZM253 188V187H252ZM28 189H29V186H28ZM61 189V188H60ZM87 189V188H86ZM85 189V190H86ZM96 189V188H95ZM99 189H101V188H99ZM170 189V188H169ZM173 189V188H172ZM191 189V188H190ZM196 189V190H197ZM209 189H210V191H212L211 193H212V195H211V197H212V199H213V201L214 202H216L217 204H219L220 205V207L223 209V211H225L226 213H228V210L225 208L226 206L225 205H227L226 204V200H225V197H224V195L223 194H221V193H219V192H216L215 191V189L213 188V187H209ZM225 189V188H224ZM231 189H233V188H231ZM234 189H235V187H234ZM237 189V188H236ZM235 189V190H236ZM246 189V188H245ZM255 189V188H254ZM35 190H37V189H35ZM34 190V191H35ZM47 190V189H46ZM46 190H44L45 192H46ZM67 190V189H66ZM66 190H65V192H66ZM145 187L144 186H142V185H140V187H138V189L137 190H135L134 191V193H132L131 192V194L129 195V196H127L126 195V197H124V203L127 205V206H130V207H133V208H135L136 210H133V212L132 213H130V217H133V218H138L139 217V213H140V211L138 212L137 211V209L138 208H142L143 209V207H145V208H147L146 206L149 204V201H150V199H148V198H146V197H144V194H145ZM151 190V189H150ZM160 190V189H159ZM175 190V189H174ZM193 190V189H192ZM204 190V189H203ZM226 190V189H225ZM252 190V189H251ZM1 191V190H0ZM3 191V190H2ZM10 191V190H9ZM29 190H27V192H28ZM68 191V190H67ZM74 192H75V190H73ZM89 191V190H88ZM194 191V190H193ZM198 191V190H197ZM241 191V190H240ZM254 190H252L251 192H253ZM4 192H6V191H4ZM21 192H23V191H21ZM26 192V193H27ZM38 192V191H37ZM51 192V191H50ZM156 192V191H155ZM162 193H163V191H161ZM172 192V191H171ZM33 193V192H32ZM42 193V192H41ZM52 193V192H51ZM63 193V192H62ZM88 193V192H87ZM90 193V192H89ZM96 193V192H95ZM103 193V192H102ZM153 193V192H152ZM158 193V192H157ZM173 193V192H172ZM184 193V192H183ZM182 193V194H183ZM204 193V192H203ZM236 193V192H235ZM238 193V192H237ZM243 193V192H242ZM246 193H247V190H246ZM263 193V192H262ZM28 194V193H27ZM46 194V193H45ZM72 194V193H71ZM90 194H92V193H90ZM94 194V193H93ZM106 194V193H105ZM160 194V193H159ZM171 194V193H170ZM228 194H231V193H228ZM248 194V193H247ZM257 194H259V193H257ZM38 195H40L39 193H38ZM49 195H50V193H49ZM57 195V194H56ZM85 196L87 195V194H84ZM109 195H110V193H109ZM168 195V194H167ZM189 195V194H188ZM196 195V194H195ZM232 195V194H231ZM256 195V194H255ZM11 196V195H10ZM24 196V195H23ZM61 195H59V197H60ZM63 196V195H62ZM84 196V197H85ZM88 196V195H87ZM99 196V195H98ZM152 197L153 196H155L156 197V195H151ZM159 196V195H158ZM173 196V195H172ZM183 196V195H182ZM192 196V195H191ZM201 196V195H200ZM233 196V195H232ZM240 196V195H239ZM253 196V195H252ZM257 196V195H256ZM259 196V195H258ZM257 196V197H258ZM261 196H263L262 194H261ZM26 197V196H25ZM33 197V196H32ZM47 197V196H46ZM50 197V196H49ZM68 197V196H67ZM78 197V196H77ZM89 197V196H88ZM106 197V196H105ZM122 197V196H121ZM160 197V196H159ZM187 197V196H186ZM190 197V196H189ZM207 197V196H206ZM241 197V196H240ZM14 198V197H13ZM22 198V197H21ZM53 198H55L54 196H53ZM57 198V197H56ZM64 198V197H63ZM62 198V199H63ZM102 198V197H101ZM154 198V197H153ZM166 198H168V197H166ZM209 198V197H208ZM227 198V197H226ZM242 198V197H241ZM244 198V197H243ZM29 200H30V198H28ZM36 199H38V198H36ZM40 200H41V198H39ZM44 199V198H43ZM48 199V198H47ZM72 199V198H71ZM80 199V198H79ZM78 199V200H79ZM85 199H87V198H85ZM152 199V198H151ZM163 199V198H162ZM165 199V198H164ZM172 199V198H171ZM175 199V198H174ZM197 199V198H196ZM195 199V200H196ZM204 199V198H203ZM207 199V198H206ZM212 199H211V201H212ZM240 199V198H239ZM249 199V198H248ZM4 200V199H3ZM11 200V199H10ZM22 200H24V199H22ZM35 200V199H34ZM49 200V199H48ZM69 200H70V198H69ZM101 200H103V199H101ZM116 200V199H115ZM155 200V199H154ZM158 200H159V198H158ZM176 200V199H175ZM194 200V199H193ZM198 200H200V199H198ZM208 200V199H207ZM229 200V199H228ZM233 200V199H232ZM15 201V200H14ZM19 201H21V200H19ZM61 201V200H60ZM94 201V200H93ZM117 201V200H116ZM160 201V200H159ZM164 201V200H163ZM177 201V200H176ZM209 201V200H208ZM235 201V200H234ZM244 201V200H243ZM246 201V200H245ZM262 201V200H261ZM260 201V202H261ZM24 202V201H23ZM27 202V201H26ZM36 202V201H35ZM57 202V201H56ZM103 201H101V203H102ZM108 202V201H107ZM153 202V201H152ZM175 202V201H174ZM173 202V203H174ZM177 202H180V201H177ZM203 202V201H202ZM205 202V201H204ZM19 203H21V202H19ZM29 203V202H28ZM32 203H33V201H32ZM60 203V202H59ZM58 203V204H59ZM81 203H83V202H81ZM87 203V202H86ZM96 203V202H95ZM117 203V202H116ZM161 203V202H160ZM160 203H158V205L160 204ZM168 203H170V201H168ZM172 203V204H173ZM181 203V202H180ZM237 203H239V202H237ZM18 204V203H17ZM27 204V203H26ZM40 204H41V202H40ZM45 204H46V202H45ZM53 204L54 203H52V207H53ZM57 203H56V205H58ZM72 204V203H71ZM104 204V203H103ZM112 204H113V202H112ZM155 204H157V203H155ZM172 204H170V205H172ZM205 204V203H204ZM229 204V203H228ZM234 204H235V202H234ZM244 204H246V203H244ZM250 204H251V202H250ZM253 204V203H252ZM258 204V203H257ZM260 204V203H259ZM263 204V203H262ZM4 205V204H3ZM28 205H30V204H28ZM62 205V204H61ZM65 205V204H64ZM67 205V204H66ZM98 205V204H97ZM178 205V204H177ZM191 205H192V203H191ZM196 205V204H195ZM202 204L200 203V206H201ZM207 205V204H206ZM208 205H211V204H208ZM232 205V204H231ZM239 205H241V204H239ZM75 206V205H74ZM94 206V205H93ZM92 206V207H93ZM99 206V205H98ZM101 206V205H100ZM108 206V205H107ZM116 206V205H115ZM120 206V205H119ZM149 206H152V205H149ZM155 206V205H154ZM193 206H194V203H193ZM212 206V205H211ZM228 206V205H227ZM229 206H230V204H229ZM264 206V205H263ZM18 207V206H17ZM22 207V206H21ZM24 207V206H23ZM27 207V206H26ZM36 207H38V206H36ZM42 207V206H41ZM114 207V206H113ZM156 208H157V206H155ZM169 207V206H168ZM189 207V206H188ZM192 207V206H191ZM197 207V206H196ZM206 207V206H205ZM219 207V208H220ZM239 207V206H238ZM16 208V207H15ZM19 208V207H18ZM17 208V209H18ZM46 208V207H45ZM58 208H60V207H58ZM57 208V209H58ZM72 208H73V206H72ZM88 208V207H87ZM87 208H84V209H87ZM104 208V207H103ZM111 208V207H110ZM170 208V207H169ZM185 208V205L184 204H182V209H184ZM199 208V207H198ZM216 208V207H215ZM232 208V207H231ZM5 209H7V207L5 208ZM13 209H14V207H13ZM28 209H32V208H28ZM42 209V208H41ZM41 209H40V211H41ZM54 209V208H53ZM83 209V210H84ZM102 208H100V210H101ZM119 209V208H118ZM160 209V208H159ZM189 209H190V207H189ZM192 209V208H191ZM191 209H190V211H191ZM195 209V208H194ZM193 209V210H194ZM205 209H207V208H205ZM238 209V208H237ZM250 210H251V207L249 208ZM247 210L248 212L250 211V210ZM4 210V209H3ZM8 210V209H7ZM12 210V209H11ZM20 210V209H19ZM22 210H23V208H22ZM26 210V209H25ZM33 210V209H32ZM47 210V209H46ZM79 210V209H78ZM81 210V209H80ZM105 210H106V208H105ZM120 210V209H119ZM145 210V209H144ZM157 210V209H156ZM163 210V209H162ZM208 210V209H207ZM210 210H211V207H210ZM216 210H218V209H216ZM253 210V209H252ZM260 210H262V209H260ZM15 211V210H14ZM24 211V210H23ZM27 211H29V210H27ZM49 211V210H48ZM47 211V212H48ZM60 211H62V209L60 210ZM67 210H65V212H66ZM70 211H71V209H70ZM70 211H68L69 213H70ZM77 211V210H76ZM75 211V212H76ZM94 211V210H93ZM112 211V210H111ZM114 211H115V209H114ZM136 211V212H135ZM165 211V210H164ZM183 211V210H182ZM215 211V210H214ZM235 211V210H234ZM239 211V210H238ZM4 212V211H3ZM8 212V211H7ZM19 212V211H18ZM21 212V211H20ZM58 212V211H57ZM83 212V211H82ZM81 212V213H82ZM92 212V211H91ZM113 212V211H112ZM118 212V211H117ZM116 212V213H117ZM159 212V211H158ZM162 212V211H161ZM184 212V211H183ZM205 212V211H204ZM220 212V211H219ZM218 212V213H219ZM264 212V211H263ZM6 213V212H5ZM16 213V212H15ZM22 213H24V212H22ZM22 213H20V214H22ZM42 213V212H41ZM84 213H85V210H84ZM89 213V212H88ZM115 213V212H114ZM153 213V212H152ZM194 213H195V211H194ZM194 213H190V215H193ZM200 213V212H199ZM198 213V214H199ZM202 213V212H201ZM207 213V212H206ZM214 213V212H213ZM215 213H216V211H215ZM230 213V212H229ZM233 213V212H232ZM235 213H237V212H235ZM242 213V212H241ZM246 213V212H245ZM33 214V213H32ZM39 214V213H38ZM46 214V213H45ZM44 214V215H45ZM71 214H73V213H71ZM80 214V213H79ZM111 214V213H110ZM188 214V213H187ZM196 214V213H195ZM251 215H252V213H250ZM249 214V215H250ZM14 215V214H13ZM27 215V214H26ZM25 215V216H26ZM31 215V214H30ZM35 215H37V214H35ZM41 215V214H40ZM57 215H58V213H57ZM75 215V214H74ZM89 215H91V214H89ZM116 215V214H115ZM114 215V216H115ZM165 216H166V214H164ZM207 215V214H206ZM221 215V214H220ZM242 215V214H241ZM245 215V214H244ZM246 215H247V213H246ZM248 215V216H249ZM28 216V215H27ZM43 216V215H42ZM50 216V215H49ZM97 216V215H96ZM95 216V217H96ZM117 216V215H116ZM204 216V215H203ZM209 216V215H208ZM231 216V215H230ZM255 216V215H254ZM8 217H9V215H8ZM34 217V216H33ZM51 217V216H50ZM54 217V216H53ZM73 217V216H72ZM75 217V216H74ZM87 217V216H86ZM90 217H92V216H90ZM107 217V216H106ZM167 217V216H166ZM169 217V216H168ZM167 217V218H168ZM185 217L186 216H182L181 217V215H180V217L178 218V220H177V225L179 226V227H182L183 226V224H185L186 225V223H184V221H185ZM193 217V216H192ZM195 217V216H194ZM234 217V216H233ZM239 217V216H238ZM238 217H236V218H238ZM47 218V217H46ZM75 218H77V217H75ZM75 218H73L74 220H76ZM80 218V217H79ZM81 218H83V216L81 217ZM88 218V217H87ZM101 218V217H100ZM199 218V217H198ZM205 218V217H204ZM219 218V217H218ZM5 219V218H4ZM25 219V218H24ZM28 219V218H27ZM30 219V218H29ZM51 219V218H50ZM92 219V218H91ZM94 219V218H93ZM92 219V220H93ZM95 219H98V218H95ZM102 219V218H101ZM116 219V218H115ZM119 219V218H118ZM139 219H141V218H139ZM155 219V218H154ZM164 219V218H163ZM221 219V218H220ZM234 219V218H233ZM41 220H43V219H41ZM46 220V219H45ZM83 220H84V218H83ZM83 220H81V221H83ZM105 220H107V219H105ZM195 220H196V217H195ZM203 220V219H202ZM208 220H209V218H208ZM223 220V219H222ZM229 220V219H228ZM241 220V219H240ZM244 220H245V218H244ZM248 220H251V219H248ZM2 221V220H1ZM7 221H9L8 219H7ZM80 221V222H81ZM162 221V220H161ZM198 221H200V220H198ZM197 221V222H198ZM252 221V220H251ZM254 221V220H253ZM252 221V222H253ZM11 222V221H10ZM9 222V223H10ZM15 222H16V220H15ZM14 222V223H15ZM21 222V221H20ZM23 222H25V221H23ZM27 222V221H26ZM28 222H29V220H28ZM27 222V223H28ZM36 222V221H35ZM41 222H43V221H41ZM45 222H47V221H45ZM48 222H50V221H48ZM47 222V223H48ZM53 222V221H52ZM60 221H58V223H59ZM62 222V221H61ZM73 222V221H72ZM98 222V221H97ZM101 222V221H100ZM106 222H108V220L106 221ZM105 221L103 222V223H106ZM171 222V221H170ZM190 222V221H189ZM188 222V223H189ZM226 222H227V219H226ZM242 222H244V221H242ZM30 223V222H29ZM33 223V222H32ZM32 223H30V224H32ZM65 223V222H64ZM67 223H68V221H67ZM75 223V222H74ZM121 223V222H120ZM130 223H132V222H130ZM150 223V222H149ZM168 223V222H167ZM225 223V222H224ZM255 223V222H254ZM262 223V222H261ZM36 224V223H35ZM52 224V223H51ZM62 224V223H61ZM72 224V223H71ZM85 224H87V223H85ZM92 224V223H91ZM94 224H95V222H94ZM100 224V223H99ZM102 224V223H101ZM99 225V226H102V225ZM164 224V223H163ZM2 225V224H1ZM21 225V224H20ZM38 225V224H37ZM45 226H46V224H44ZM60 225V224H59ZM68 225V224H67ZM80 225V224H79ZM104 225V224H103ZM168 225H170V224H168ZM184 225V226H185ZM188 225V224H187ZM186 225V226H187ZM199 225V224H198ZM230 225V224H229ZM255 225V224H254ZM256 225H257V223H256ZM263 225V224H262ZM11 226V225H10ZM26 226H27V224H26ZM54 226V225H53ZM61 226H63V225H61ZM95 226V225H94ZM109 226V225H108ZM164 226V225H163ZM165 226H167L166 224H165ZM175 226V225H174ZM192 226H193V224H192ZM200 226H201V224H200ZM231 226V225H230ZM251 226H252V224H251ZM22 227H24V226H22ZM36 227V226H35ZM77 227V226H76ZM75 227V228H76ZM80 227H81V225H80ZM85 227V226H84ZM83 227V228H84ZM97 227V226H96ZM105 227V226H104ZM159 227H161V226H159ZM171 227V226H170ZM189 227L191 228V225H189ZM188 227V228H189ZM199 227V226H198ZM212 227V226H211ZM254 227V226H253ZM259 227V226H258ZM8 228H9V226H8ZM8 228H7V230H8ZM20 228V227H19ZM38 228V227H37ZM63 228H64V226H63ZM67 228V227H66ZM107 228V227H106ZM123 228V227H122ZM172 228V227H171ZM187 228V229H188ZM190 228L188 229V230H190ZM194 228V227H193ZM201 228H203V227H201ZM246 228V227H245ZM257 228V227H256ZM262 229L264 228V227H261ZM1 229V228H0ZM10 229V228H9ZM13 229V228H12ZM16 230H17V228H15ZM32 229H34V227H32ZM60 229H62L61 227H60ZM69 229V228H68ZM93 229V228H92ZM99 229V228H98ZM101 229V228H100ZM107 229H109V227L107 228ZM159 229V228H158ZM161 229V228H160ZM29 230V229H28ZM42 230H43V228H42ZM66 230V229H65ZM78 230V229H77ZM76 230V231H77ZM81 230H83V229H81ZM144 230V229H143ZM157 229H155V231H156ZM182 230V229H181ZM196 230H197V228H196ZM206 230V229H205ZM204 230V231H205ZM208 230V229H207ZM216 230V229H215ZM236 230V229H235ZM252 229L250 228V231H251ZM34 231V230H33ZM38 231H39V229H38ZM46 231H48V230H46ZM52 231H53V229H52ZM57 231V230H56ZM72 231V230H71ZM70 231V232H71ZM79 231V230H78ZM106 231V230H105ZM119 231V230H118ZM117 231V232H118ZM158 231V230H157ZM160 231V230H159ZM174 231V230H173ZM183 231V230H182ZM210 231V230H209ZM224 231H226V230H224ZM255 231V230H254ZM253 230H252V232H254ZM24 232V231H23ZM30 232V231H29ZM28 232V233H29ZM41 232H43V231H41ZM65 232V231H64ZM69 232V231H68ZM69 232V233H70ZM95 232V231H94ZM97 232H99V230L97 231ZM116 232V233H117ZM127 232V231H126ZM153 232V231H152ZM176 232V231H175ZM191 232H193V231H191ZM196 232V231H195ZM236 232H238V231H236ZM256 232V231H255ZM9 233H11V232H9ZM33 233V232H32ZM72 234H73V232H71ZM79 233V232H78ZM82 233V232H81ZM111 233V232H110ZM109 233V234H110ZM136 233V232H135ZM197 233H198V231H197ZM197 233H195V234H197ZM217 233V232H216ZM220 234H221V232H219ZM3 234V233H2ZM24 234V233H23ZM26 234V233H25ZM44 235H45V233H43ZM42 234V235H43ZM52 234V233H51ZM65 234V233H64ZM83 234H85V233H83ZM118 234V233H117ZM116 234V235H117ZM125 234V233H124ZM124 234H123V236H124ZM178 234V233H177ZM199 234V233H198ZM206 234V233H205ZM204 234V235H205ZM209 234V233H208ZM212 234V233H211ZM218 234V233H217ZM217 234H215V235H217ZM233 234V233H232ZM255 234V233H254ZM20 236H21V234H19ZM53 235V234H52ZM61 235V234H60ZM67 235V234H66ZM97 235V234H96ZM101 235V234H100ZM108 234H106V236H107ZM119 235V234H118ZM127 235V234H126ZM137 235H139V234H137ZM136 235V236H137ZM142 235V234H141ZM149 235V234H148ZM174 235V234H173ZM191 235V234H190ZM193 235V234H192ZM207 235V234H206ZM205 235V236H206ZM13 236H15V235H12V237ZM32 236V235H31ZM39 236V235H38ZM63 236H65V235H63ZM72 236V235H71ZM80 236V235H79ZM83 236H85V235H83ZM87 236V235H86ZM92 236V235H91ZM101 236H104V235H101ZM110 236H111V234H110ZM114 236H115V234H114ZM136 236L134 235V237L136 238ZM162 236V235H161ZM166 236V235H165ZM168 236V235H167ZM184 236H186V234L184 235ZM208 236V235H207ZM213 236H214V234H213ZM222 236V235H221ZM245 236V235H244ZM256 236V235H255ZM5 237H7V236H5ZM11 237V236H10ZM23 237H24V235H23ZM50 237V236H49ZM48 237V238H49ZM130 237V236H129ZM132 237V236H131ZM149 237V236H148ZM169 237V236H168ZM193 237V236H192ZM191 237V238H192ZM195 237V236H194ZM203 237V236H202ZM219 237H220V235H219ZM219 237H218V239H219ZM235 237H236V235H235ZM246 237V236H245ZM249 237H250V235H249ZM258 237V236H257ZM256 237V238H257ZM4 238V237H3ZM16 238H17V236H16ZM25 238H26V236H25ZM36 238V237H35ZM40 238V237H39ZM43 238V237H42ZM56 238V237H55ZM54 238V239H55ZM61 238V237H60ZM65 238V237H64ZM72 238V237H71ZM77 238V237H76ZM75 238V239H76ZM87 238V237H86ZM94 238V237H93ZM99 238V237H98ZM108 238V237H107ZM116 238V237H115ZM174 238V237H173ZM190 238V239H191ZM196 238H197V236H196ZM199 238V237H198ZM237 238H239V237H237ZM236 238V239H237ZM251 238H253V237H251ZM251 238L249 239L250 241H251ZM29 239V238H28ZM33 239V238H32ZM61 239H63V238H61ZM102 239V238H101ZM106 239V238H105ZM121 239V238H120ZM137 239V238H136ZM157 239H158V237H157ZM200 239H202V238H200ZM213 239H215V238H213ZM247 239V238H246ZM27 240V239H26ZM40 240V239H39ZM38 240V241H39ZM78 240H79V238H78ZM77 240V241H78ZM86 240V242H87V239H85ZM122 240V239H121ZM131 241H132V239H130ZM192 240V239H191ZM207 240V239H206ZM228 240V239H227ZM238 240V239H237ZM236 240V241H237ZM261 240V239H260ZM14 241V240H13ZM19 242H20V244L22 245V247H24V241L21 239V240H18ZM32 241V240H31ZM30 240H29V242H31ZM35 241V240H34ZM43 241V240H42ZM42 241H40V242H42ZM84 241V240H83ZM95 241V240H94ZM101 241V240H100ZM103 241H104V239H103ZM117 241V240H116ZM126 240H124L123 242H125ZM135 241V240H134ZM139 241V240H138ZM188 241V240H187ZM190 241V240H189ZM188 241V242H189ZM196 241V240H195ZM194 241V242H195ZM224 241V240H223ZM247 241H248V239H247ZM246 241V242H247ZM249 241V242H250ZM256 241V240H255ZM9 242V241H8ZM12 242V241H11ZM28 242V243H29ZM79 242V241H78ZM130 242V241H129ZM137 242V241H136ZM145 242H148V241H145ZM169 242V241H168ZM199 242V240H197L196 241V243H198ZM203 242V241H202ZM14 243V242H13ZM37 243V242H36ZM56 243V242H55ZM59 242H57V244H58ZM69 243V242H68ZM67 243V244H68ZM75 243V242H74ZM81 243V242H80ZM79 243V244H80ZM88 243H89V241H88ZM88 243H87V245H88ZM97 243H100V244H102V243H105V242H97ZM113 243V242H112ZM121 244H122V241L120 242ZM125 243H127V242H125ZM124 243V244H125ZM131 243V242H130ZM140 243V242H139ZM152 243V242H151ZM151 243H149V245L150 246H152L151 245ZM166 243V242H165ZM191 243V242H190ZM195 243V244H196ZM215 243V242H214ZM220 243V242H219ZM222 243V242H221ZM220 243V244H221ZM225 243V242H224ZM227 243V242H226ZM231 243V242H230ZM241 243H242V241H241ZM259 243V242H258ZM31 244H33V242H31ZM35 244V243H34ZM39 244V243H38ZM54 244V243H53ZM60 244V243H59ZM83 244V243H82ZM194 244V245H195ZM219 244V245H220ZM238 244V243H237ZM247 244V243H246ZM250 244V243H249ZM262 244V243H261ZM263 244H264V242H263ZM14 245V244H13ZM18 245V244H17ZM29 245V244H28ZM45 245V244H44ZM46 245H48L47 243H46ZM45 245V246H46ZM56 245V244H55ZM69 245H71V244H69ZM72 245H73V243H72ZM86 245V244H85ZM115 245V244H114ZM161 245H163V244H161ZM178 245V244H177ZM206 245V244H205ZM229 245V244H228ZM233 245V244H232ZM243 245V244H242ZM248 245V244H247ZM255 245H256V243H255ZM260 245V244H259ZM12 246V245H11ZM19 246V245H18ZM50 246V245H49ZM57 246V245H56ZM67 247H68V245H66ZM84 246V245H83ZM92 246H93V244H92ZM92 246H90L91 248H92ZM99 246V245H98ZM102 246V245H101ZM116 246V245H115ZM119 246V245H118ZM126 246V245H125ZM145 246V245H144ZM156 246V245H155ZM187 246V245H186ZM201 246V245H200ZM202 246H203V244H202ZM214 246V245H213ZM217 246V245H216ZM223 246H224V244H223ZM229 246H231V244L229 245ZM234 246H235V244H234ZM33 247V246H32ZM39 247V246H38ZM47 247V246H46ZM52 247V246H51ZM80 247V246H79ZM97 247V246H96ZM103 247V249H104V247H106V246H102ZM102 247L100 248L99 247V249H101L102 250ZM117 247V246H116ZM121 247H122V245H121ZM163 247V246H162ZM177 247H179V246H177ZM190 247V246H189ZM207 247V246H206ZM220 247V246H219ZM250 247V246H249ZM257 247V246H256ZM262 247H263V245H262ZM2 248V247H1ZM55 248H57V247H55ZM58 248L60 249V247L58 246ZM66 247H63V249H65ZM87 248H88V246H87ZM155 248V247H154ZM169 248V247H168ZM180 248V247H179ZM231 248H232V246H231ZM239 248V247H238ZM26 249V248H25ZM30 249V248H29ZM32 249V248H31ZM37 249V248H36ZM42 248H40V250H41ZM50 249V248H49ZM83 249V248H82ZM98 249V250H99ZM106 249V248H105ZM104 249V250H105ZM123 249V248H122ZM121 249V250H122ZM125 250H126V247L124 248ZM139 249H141L140 247H139ZM143 249H145L146 250V248H143ZM142 249V250H143ZM177 249V248H176ZM182 249H184V248H182ZM203 249V248H202ZM206 249V248H205ZM210 249V248H209ZM227 249V248H226ZM226 249H224V250H226ZM233 249V248H232ZM235 249V248H234ZM254 249V248H253ZM255 249H257V248H255ZM259 249H261V248H259ZM15 250V249H14ZM13 250V251H14ZM19 250V249H18ZM33 250V249H32ZM38 250V249H37ZM43 250V249H42ZM69 250V249H68ZM78 250V249H77ZM84 250V249H83ZM94 250H95V247H94ZM94 250H92V251H94ZM97 250V251H98ZM116 250V249H115ZM150 250H153V248L152 249H150ZM157 250V249H156ZM159 250V249H158ZM163 250V249H162ZM199 250V249H198ZM207 250V249H206ZM216 250H218L217 248H216ZM222 250V249H221ZM242 250V249H241ZM251 250V249H250ZM262 250V249H261ZM10 251V250H9ZM21 251V250H20ZM20 251L18 252V253H20ZM30 251V250H29ZM28 251V254L29 253H31V252H29ZM45 251V250H44ZM88 251V250H87ZM96 251V250H95ZM107 251V250H106ZM105 251V252H106ZM138 251V250H137ZM136 251V252H137ZM140 252H141V250H139ZM138 251V253H140ZM148 251V250H147ZM160 251V250H159ZM159 251H157V252H159ZM164 251H165V248H164ZM167 251V250H166ZM177 251H179V249L177 250ZM201 251V253H202V250H200ZM205 251V250H204ZM209 251V250H208ZM236 251H237V248H236ZM259 251V250H258ZM263 251V250H262ZM50 252V251H49ZM61 252V251H60ZM99 252V251H98ZM108 252V251H107ZM195 252H197V251H195ZM212 252H213V250H212ZM230 252V251H229ZM229 252H228V254H229ZM238 252H240V251H238ZM244 252V251H243ZM242 252V253H243ZM255 252V251H254ZM1 253H3V252H1ZM17 253V252H16ZM48 253V252H47ZM70 253V252H69ZM72 253V252H71ZM85 253V252H84ZM100 253H101V251H100ZM125 253V252H124ZM132 253V252H131ZM156 253V252H155ZM154 253V254H155ZM176 253V252H175ZM178 253V252H177ZM179 253H181V252H179ZM178 253V254H179ZM200 253V254H201ZM220 253V252H219ZM237 253V252H236ZM235 253V255H237ZM261 253V252H260ZM13 254V253H12ZM33 254V253H32ZM45 254V253H44ZM68 254V253H67ZM74 254H75V252H74ZM87 254V253H86ZM93 254V253H92ZM92 254H91V256H92ZM95 254V253H94ZM128 254V253H127ZM141 254V253H140ZM140 254H139V256H140ZM145 254V253H144ZM147 254V253H146ZM146 254H145V256H146ZM159 255H160V253H158ZM165 254V253H164ZM163 254V255H164ZM178 254H176V255H178ZM194 254V253H193ZM222 254V253H221ZM230 254H231V252H230ZM239 255H240V253H238ZM253 254V253H252ZM256 254H258V253H256ZM47 255V254H46ZM51 255V254H50ZM58 255H59V253H58ZM69 255H72L73 256V254H69ZM76 255V254H75ZM74 255V256H75ZM89 255V254H88ZM102 256V258L104 257L103 256V254H101ZM131 255V254H130ZM129 255V256H130ZM136 255H137V253H136ZM181 255V254H180ZM186 255V254H185ZM188 255V254H187ZM196 255H197V253H196ZM220 255V254H219ZM218 255V256H219ZM16 256V255H15ZM17 256H18V254H17ZM29 256V255H28ZM36 256V255H35ZM38 256V255H37ZM42 256V255H41ZM63 256V255H62ZM68 256V255H67ZM77 256V255H76ZM107 256L108 255H106V258H107ZM138 256V257H139ZM155 256H157V255H155ZM194 256V255H193ZM206 256V255H205ZM243 256H244V254H243ZM260 256V255H259ZM3 257V256H2ZM54 257V256H53ZM93 257H94V255H93ZM98 257V256H97ZM122 257V256H121ZM126 257V256H125ZM138 257H136V258H138ZM192 257V256H191ZM200 257V256H199ZM215 257V256H214ZM221 257H222V255H221ZM231 257V256H230ZM240 258H241V256H239ZM250 257V256H249ZM5 258H6V256H5ZM20 258V260H21V264H23L22 263V261H24L25 262V264H35L34 262H32L33 261V259H28L27 257H25V255H22L21 257H19ZM40 258V257H39ZM46 258H49V257H46ZM46 258H44V259H46ZM67 258V257H66ZM81 258V257H80ZM111 258V257H110ZM129 258V257H128ZM132 258V257H131ZM135 258V259H136ZM154 258V257H153ZM161 258V257H160ZM178 258V257H177ZM180 258V257H179ZM184 258V257H183ZM189 258H190V256H189ZM197 257H195V259H196ZM233 258V257H232ZM248 258V257H247ZM52 259H54V258H52ZM59 259H61V258H59ZM77 258H75V259H72V260H76ZM79 259V258H78ZM82 259V258H81ZM85 259V258H84ZM88 258H86V260H87ZM96 259V258H95ZM97 259H99V258H97ZM101 259V258H100ZM133 259V258H132ZM139 260H140V258H138ZM144 259V258H143ZM142 259V260H143ZM151 259V258H150ZM229 259H231V258H229ZM262 259V258H261ZM2 260V259H1ZM42 260V259H41ZM49 260V259H48ZM89 260V259H88ZM105 260H107V259H105ZM105 260H103V263H104V261ZM112 260V259H111ZM121 260H123V259H121ZM126 260V259H125ZM138 260V261H139ZM158 260V259H157ZM160 260V259H159ZM158 260V261H159ZM180 260V259H179ZM185 260V259H184ZM194 260V259H193ZM200 260V259H199ZM199 260H198V262H199ZM203 260V259H202ZM216 260V259H215ZM220 260V259H219ZM222 260V259H221ZM247 260V259H246ZM19 261V260H18ZM50 261H51V259H50ZM58 261V260H57ZM77 261V260H76ZM78 261H80V260H78ZM90 261V260H89ZM109 261V260H108ZM112 261H114V260H112ZM127 261V260H126ZM133 261V260H132ZM153 261V260H152ZM213 261V260H212ZM232 261V260H231ZM20 262V261H19ZM38 262H39V260H38ZM45 263H46V261H44ZM43 262V263H44ZM48 262V261H47ZM62 262V261H61ZM60 262V263H61ZM81 262H83V261H81ZM84 262H86V261H84ZM109 262H111V261H109ZM142 261H140V263H141ZM161 262V261H160ZM183 262V261H182ZM185 263H186V261H184ZM183 262V263H184ZM204 262V261H203ZM229 262H230V260H229ZM89 263H91V262H89ZM96 263V260H95V262H93V264H95ZM99 263H101V262H99ZM98 263V264H99ZM112 263V262H111ZM124 263V262H123ZM138 263V262H137ZM158 264H159V262H157ZM220 263V262H219ZM223 263H224V261H223ZM228 263V262H227ZM233 263V262H232ZM14 264V263H13ZM17 264V263H16ZM19 264V263H18ZM53 264V263H52ZM58 264V263H57ZM85 264V263H84ZM105 264V263H104ZM109 264V263H108ZM142 264V263H141ZM146 264V263H145ZM155 264V263H154ZM161 264H162V262H161ZM191 264V263H190ZM211 264H212V262H211ZM216 264V263H215ZM228 264H230V263H228Z\"/></svg>", "mask_w": 264, "mask_h": 264}]
</instances>
